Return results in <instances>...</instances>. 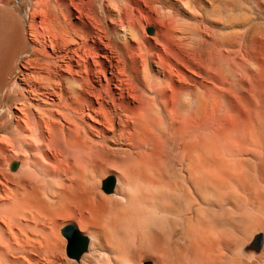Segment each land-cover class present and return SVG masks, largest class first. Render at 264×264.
Wrapping results in <instances>:
<instances>
[{"label": "bare ground", "instance_id": "obj_1", "mask_svg": "<svg viewBox=\"0 0 264 264\" xmlns=\"http://www.w3.org/2000/svg\"><path fill=\"white\" fill-rule=\"evenodd\" d=\"M48 1V0H47ZM71 1H74V0H71ZM171 1V0H170ZM187 1L188 0H180L179 1V4L184 8V10H182L184 13H189L191 12L188 7H186L185 9V6H188L187 4ZM94 2L95 0H80V4H79V7L78 9H76V13L77 15L74 16V19L72 17L73 13H71V11H69L70 15L71 16L70 18L72 19L71 22H69L70 24H79V28L80 31L82 32V36H83V39L84 41L83 42H80L82 45L79 44V46H81L82 48H86L88 49L87 47H89V43H88V36L90 35L91 33V24L94 23L95 24V17L97 16V12H96V8L94 7ZM147 3H151V10H153L156 14H158L159 16V24L158 25H161L162 26V30H161V33L159 34L158 36V44L161 48V51L159 49V52L156 55V58H153L152 56H147L145 57V54L143 55L140 54V61L141 63L143 64L144 67H138V59H135V58H132L130 59V61L128 62V72L130 76H132L131 78H133L134 81H131L130 80V83L128 85V82L126 83V86H127V89H126V94L128 96V100H125L124 98L121 99V101L119 102L120 104V108L123 109V111L125 112V114L127 115V117L129 118V120L132 122L131 124V127L135 130V132L141 134L140 137L137 136V135H132L131 137L130 136H127V137H130L129 138V145L126 147V148H120V150L122 151V154L123 153H132L133 150H136L138 152H140L141 154V161H138L139 159H137L138 162H142V164L140 163H137V165H141V167H139L140 169L142 168V165L144 164L145 166V170L146 168L148 167V165L152 164L153 162L157 165V162L156 161H153V160H150L149 157L153 156L152 158H156L158 159L159 161L158 162H165L166 160H164V157L161 156V152L163 153V147H161L163 150H161L160 148V143L164 144V140L163 142H160L159 144L157 143H152L151 142V138L152 140L154 138H156V135H150L152 133H155L154 131L155 130H160V126L164 123L162 122L160 116L158 114L162 113L166 118H168L170 120V124L171 126L175 129V131L177 130L178 133L181 131H183L185 133V131L189 130L191 125H192V122L193 120H195V118L198 116V115H202L205 114V113H210V114H218L220 112L221 109L224 110L225 114H223V116H220L221 117V132L225 135V139L227 138V140L231 141L233 144L234 142L237 140H240L241 138V134L243 132H245V128L247 127V125H249V127H247L248 129H250V127L252 126H255L254 125H250L253 120H258L260 119L261 123H264V24H256L253 20V16L251 14V11H250V8H248L247 5L244 4V1L242 0H204L203 2L205 6V8L203 9V14L206 15V18L209 17V15L207 16V14H212L214 16V21L217 23V24H212L213 22H211V24H203L201 25L203 27V29H199L200 27H197L196 24H189L186 23V24H170L168 21H171L173 20V15L171 13V11L169 9H164L162 8L161 6L155 4V0H146ZM169 2V1H168ZM200 2V1H199ZM203 2H200V3H203ZM206 2L208 3L206 5ZM71 3V2H70ZM145 3V2H144ZM171 3V2H170ZM48 4V3H47ZM173 1H172V5H173ZM110 5V4H109ZM124 5V4H123ZM126 5V4H125ZM146 5V4H145ZM148 5V4H147ZM175 5V4H174ZM202 5V4H201ZM75 7V5H72V7ZM180 6V7H181ZM45 7V6H44ZM59 7V6H58ZM66 7V5H65ZM202 7V6H201ZM43 8V7H42ZM66 9V8H65ZM69 9V8H68ZM45 10V8H44ZM111 9H109L110 11ZM149 10V9H148ZM181 11V12H182ZM224 12H227V14L229 15L228 19H226V21L228 22V24L224 21L223 19V16L222 13ZM47 12V11H46ZM107 12V11H106ZM115 12H113L114 14ZM127 13V11H126ZM195 14V12H193ZM11 13L7 12L6 10L5 11H2L1 14H0V81H1V78L2 76L4 75V73L6 71H8V66H9V63H12L10 62L11 60V57L12 55H14L13 53H15V51H17L18 49L20 48H24L23 45L24 43V40H22V37H20L19 35V32H21V29L20 27L17 26V24H7L9 23L10 19H11ZM61 14V13H60ZM75 14V13H74ZM100 14V13H99ZM197 14V13H196ZM46 15H48L46 13ZM149 15V14H148ZM151 15V14H150ZM177 15V14H176ZM175 15V16H176ZM115 16V15H114ZM113 16V17H114ZM123 16V15H122ZM157 16V17H158ZM204 16V15H203ZM51 17V15H50ZM49 17V19H51ZM56 17V16H55ZM54 17V18H55ZM68 17V16H66ZM98 17V16H97ZM108 17V16H107ZM116 17H117V21L120 19L121 16H119V14H116ZM150 17V16H148ZM154 17V16H153ZM47 18V16H45V19ZM53 18V20L51 21H55V19ZM57 18V17H56ZM111 18V16H110ZM124 19L125 18H128V17H123ZM140 18V17H139ZM151 18V17H150ZM156 18V17H154ZM49 19L45 22L44 20V24L45 23H48V27L49 28V31L52 30L51 32L49 31H45L49 32V36H54L55 32H59L61 33L60 31L63 32V30H65L63 33L64 35L66 34V36H70V34L72 35V33L76 32V29H73L72 26L71 27H67V25L65 26V28L62 30L60 29V31L56 30L53 34V28H56V25L55 22L54 24H52L53 26L56 25L55 27H53L51 24L49 25ZM66 19V18H64ZM114 19H116L114 17ZM114 19H111L114 20ZM128 19H132L131 17H129ZM146 19V18H145ZM58 20H59V17H58ZM97 20H99L97 18ZM96 20V21H97ZM148 20V19H147ZM212 20V19H211ZM212 20V21H213ZM61 21V20H60ZM60 21H58L57 23H59ZM65 21V20H63ZM67 21V19H66ZM65 21V22H66ZM94 21V22H93ZM128 21V20H126ZM130 21V20H129ZM136 21V20H135ZM140 22V20H138ZM137 21V22H138ZM152 21V20H150ZM185 21V20H184ZM11 22V21H10ZM64 22V23H65ZM121 22H124L121 20ZM121 22H117L118 23H121ZM138 22V23H139ZM155 22L152 21V23ZM207 22V21H206ZM209 22V23H210ZM257 22V21H256ZM52 23V22H50ZM61 24H63L62 22H60ZM68 23V24H69ZM135 23V22H134ZM138 23H135V24H138ZM142 23V22H140ZM139 23V24H140ZM156 23V22H155ZM182 23H185V22H182ZM43 24V25H44ZM98 24V23H97ZM96 24V25H97ZM113 24V23H112ZM122 25L120 26V29L119 31L116 33V37L113 39V38H109V43L107 42V45L104 46V49H107V51L109 50V54H113V55H116V54H124L123 52L126 51V50H131V46L128 44V40L131 39L132 37H136V32L134 30V28H130L129 27V24L128 23H121ZM123 24H128V25H123ZM143 24V23H142ZM157 24V23H156ZM132 25H134L132 23ZM45 26V25H44ZM47 26V24H46ZM59 26V25H58ZM57 26V27H58ZM94 26V25H93ZM118 26V25H116ZM214 27L216 28V30H214V37L210 38V32L213 31V29L211 28ZM95 27V26H94ZM97 27V26H96ZM113 27V26H112ZM136 27V26H135ZM139 29L140 26H137ZM143 25L140 27V29H142ZM159 27V26H158ZM20 31H19V29ZM46 28V27H45ZM45 28L42 30H45ZM46 28V29H47ZM52 28V29H51ZM63 28V27H62ZM93 28V27H92ZM99 28V27H98ZM133 29V30H132ZM139 29V30H140ZM144 29V28H143ZM142 29V30H143ZM159 29V28H158ZM97 30V29H96ZM96 30L94 32H96ZM101 30V29H100ZM141 30V31H142ZM78 31V30H77ZM92 31V32H93ZM98 31V30H97ZM140 31V33H141ZM58 33V35H60ZM63 33L62 34V37L60 39H63L64 36H63ZM78 33V32H77ZM105 33V32H104ZM107 33V32H106ZM109 33V32H108ZM137 37L139 36V32H137ZM75 34V33H74ZM80 34V33H79ZM97 34V32H96ZM99 34V33H98ZM97 34V35H98ZM103 33H101L102 35ZM55 34V36H58ZM78 35V34H77ZM79 35V36H81ZM93 35V34H92ZM90 35V36H92ZM106 35V34H105ZM65 36V40L63 41L65 43V41H67L68 43L73 39L72 36H71V40ZM76 36V35H75ZM79 36L78 39H79ZM81 36V38H82ZM94 36H96L94 34ZM99 36V35H98ZM142 36V34H141ZM140 36V37H141ZM24 37V36H23ZM50 37V38H51ZM144 37V35H143ZM155 37V36H154ZM54 38V37H53ZM59 38V36H58ZM58 38L56 37V39L58 40ZM68 38V39H67ZM76 38V37H75ZM75 38H74V42H75ZM87 38V39H86ZM95 38V37H94ZM98 38V37H97ZM107 38V36H106ZM139 38V37H138ZM136 39L138 41H135V42H138V45H139V48L142 46L139 42V39ZM142 38V37H141ZM140 38V39H141ZM99 39V38H98ZM97 39V40H98ZM105 39V37H104ZM50 40H53L52 38ZM55 40V38H54ZM53 40V43H55ZM77 40V39H76ZM90 40V38H89ZM101 40V38H100ZM99 40V41H100ZM103 40V38H102ZM132 40V39H131ZM143 40V39H141ZM22 41L24 43H22ZM73 41V40H72ZM81 41V40H80ZM91 41V40H90ZM98 41V42H99ZM104 41V40H103ZM102 41V42H103ZM117 41L120 42V46L117 45ZM51 42V41H50ZM93 42V41H92ZM94 42L95 39H94ZM101 42V43H102ZM105 42V41H104ZM103 42V43H104ZM143 42V41H142ZM144 42H147V41H144ZM73 43V42H72ZM100 43V44H101ZM26 44V43H25ZM58 44V43H57ZM95 44V43H94ZM93 44V45H94ZM99 44V43H98ZM69 45V44H68ZM91 45V44H90ZM145 45V44H144ZM151 45V44H150ZM66 46V45H65ZM78 46V47H79ZM154 46V44H153ZM214 47V46H217V47H225L226 48V53H219L216 57L213 55V51L211 49V47ZM52 47V46H51ZM56 47V46H55ZM68 47V46H67ZM96 47H97V44L94 45V48H93V51L96 50ZM41 48V47H40ZM54 48V47H53ZM76 48V47H75ZM74 48V49H75ZM99 48V47H98ZM101 48V47H100ZM138 48V46H137ZM138 48V49H139ZM148 48H150L148 46ZM155 48V47H154ZM56 49V48H55ZM77 49V48H76ZM79 49V48H78ZM77 49V51H78ZM134 49H132L134 52H137ZM146 49V48H145ZM214 49V48H213ZM215 49H217L215 47ZM45 50V49H44ZM80 50V49H79ZM89 50V49H88ZM92 50V49H91ZM149 50V49H148ZM152 50V49H150ZM157 50V49H156ZM24 51V50H23ZM27 51V50H26ZM56 52V50H54ZM76 51V52H77ZM85 51V50H84ZM99 51V50H98ZM106 51V52H107ZM138 51H141L138 50ZM216 51V50H215ZM25 52V51H24ZM89 52V51H88ZM87 50L85 53H88ZM105 52V51H104ZM147 52V50L145 51ZM150 52V51H149ZM20 53V52H19ZM54 53V52H53ZM80 53L82 54V52L80 51ZM84 53V52H83ZM85 53H84V56H85ZM95 53V52H94ZM99 53V52H97ZM103 53V52H102ZM131 53V52H130ZM33 54V53H32ZM81 54H80V58L83 59L81 57ZM93 54V53H92ZM89 53V55L92 57L93 55ZM100 54V53H99ZM98 54V55H99ZM108 54V53H107ZM108 54V55H109ZM134 54V53H133ZM16 55V54H15ZM39 55V59H35L34 62H33V65H34V70L26 77L25 80V88L23 90V92H21L18 96V106L15 107L17 108V111H18V116H17V120L16 122L14 123V128L17 130V131H20L22 133H24L23 135H18V133L16 135H18L17 137L20 136L19 139L16 140L15 142V145L14 147L12 148H7L10 146V142L9 140H6L8 138H3V136H0L2 137L4 140H6V142L9 144L8 146L5 147V142L4 144L2 145V141L0 143V157L1 156H5V155H8L9 156V159L11 158H14L16 160H18V168L15 172H13L10 177L8 175V177L6 176V178H9L10 180H14L16 182L15 184V187H8L6 186V191H5L3 194H5V201H3L1 204H0V207H1V210H0V264H16L18 262V257H15L14 255L12 254H17L19 253L20 250H25V248H23V243L22 245H18V244H14V240H9V238L6 236V229L9 231L11 226L12 225H18L22 228H27L29 227V222L28 221H33V223H35V221H42L43 219L47 218V217H57L56 215H59L60 213H62L63 211V208L65 206V204L68 202V205L69 203L71 202V204H74L78 209H90V210H87L88 212L89 211H92V217L91 219H93V221L97 224V226H99V228L102 230L104 236H107L108 235V231L112 230V228H116L115 230L118 231V228L119 230L121 229V231H119L120 233L122 232V230H124L121 226H118V224L124 226L126 225L125 222L134 218V214H136L135 216L137 217L138 213L139 215L142 214L143 211L146 210V207L147 205L146 204H149L151 203V205L153 204L156 208L162 210V211H166V209H168L166 206H165V201L163 202V199L160 198V196L163 194L165 195V193L163 194H160V192H163L165 191L164 189L161 190L162 188H164L165 186V189H166V185L169 183H171V187H172V182H173V177L172 176V179H169V182L165 185V183L163 182L164 178H161V176H157L155 173L156 171H158V169L156 168V166H154L156 169H155V172H154V168L152 170V172L148 171V172H144L139 170V168H137L136 165H133L134 163H132L131 165L133 166H136V168L139 170H134L136 171L135 172V175L136 177L134 178H137L139 181V184L141 183V187H145L144 185H146V187L151 191L153 188L154 189H157L158 191V188H159V193H155V194H151L150 191L149 193H144V192H140V191H136V189L133 187L131 190L135 189V192L138 193L139 195L137 196V200L135 202L134 205H132V210L130 208L131 211H127V210H123L125 209V206L128 204H130V198L131 195H129V197L126 199L129 200L128 204L126 203V205H123V209L121 208L122 206L121 203L120 205L117 207V208H121V210L117 211V214L114 215L113 217L109 216V215H106V211H107V207L105 206H108V205H105L104 207L107 208L105 210V208H103L102 205H100V202H99V199H98V204L99 205H94V195L91 194V191L93 190L92 187H94L92 184L95 183V179L94 181L92 180L91 182H93L91 185V191L88 190L85 185H84V182L86 183L89 179V182H90V179L93 177L92 175L89 176V178H86V175L84 174L85 172L89 173L88 171H93L94 173H96L94 170H85L83 172V165H81L83 168L80 169V167L78 166V164H81L82 162H84V159L82 157H78L79 155L77 154V164L76 163H72V164H69L68 165V162H67V165L65 164V154L64 157L62 156L61 151L63 150V148H68L67 146H65V139H71L70 140V143L71 145L74 147V148H77L79 151H77L78 153L79 152H87L89 154V157L92 159V161H94V165L95 166H98V160L99 158L101 157H111L112 160L115 162L114 163V166L116 164V157L115 155L113 154V149L112 147H109V146H105L104 144H100V143H97V141H93V140H90V141H86L85 139H82L81 137H75V135H73V132L70 130H67L65 131V125L63 124V122L61 120L58 119V117H56V115H60L62 116V119L64 120L65 119V114L64 113V109H65V105L70 107L72 110H75L76 112H79L81 113V111L83 112V109H92L94 110V112H97L95 110H97V108L95 107V104L97 103H100L101 105V102H104V101H109L111 99L112 96H110L109 94H107L106 96H103V92H104V88L105 86L101 87L100 85L97 86V84L93 83L92 81V78H91V75L87 73L85 74H78V78L75 77V75H65V73H61V72H55V69H54V63L52 61V56L46 52H40L38 53ZM79 55V53H78ZM97 55V56H98ZM103 55V54H102ZM130 55L132 56V54H129V58H130ZM136 57H137V54L135 53ZM139 55V54H138ZM143 55V56H142ZM83 56V54H82ZM104 56V55H103ZM117 56V55H116ZM115 56V57H116ZM63 57V56H62ZM61 56L59 58H62ZM96 57V56H95ZM101 57V56H100ZM105 57V56H104ZM118 57V56H117ZM135 57V56H134ZM13 58V57H12ZM15 58V57H14ZM13 58V60H15ZM57 57H55L56 59ZM94 58V57H93ZM109 58V57H108ZM125 58V57H124ZM221 58H224L225 59H229L231 60L235 65H236V68L239 69V75H235V74H231L230 73V70L227 68L228 66L224 65L222 62H221ZM88 59V58H86ZM95 59V58H94ZM97 59V58H96ZM95 59V60H96ZM100 59V58H99ZM99 59H98V62H99ZM110 59V58H109ZM112 59V58H111ZM110 59V61H112ZM117 59V58H115ZM123 59V58H122ZM32 60V59H31ZM95 64L97 65V61H95ZM119 60V58H118ZM174 60V62L172 61ZM86 61V60H85ZM89 61V60H87ZM103 61V60H102ZM125 61V60H124ZM59 62V61H58ZM64 62V61H63ZM84 62V61H83ZM91 62V61H90ZM101 62V61H100ZM108 62V60H107ZM229 62V61H228ZM88 63V62H87ZM111 63V62H109ZM140 63V62H139ZM140 63V64H141ZM181 64L184 68H186V70H188L189 72H192L196 70L197 67L201 68V70H199V72L201 71V75L205 78L206 81H208L210 83V85H214V87H209L208 88V91H207V94H205L203 92V90L199 87H196L192 84H190L189 86H184V83L182 84L181 80L179 78H174L176 77V67H175V64ZM27 64V63H26ZM93 64V63H92ZM106 64V63H105ZM113 64V63H112ZM123 64V62H122ZM229 64V63H228ZM85 65V64H84ZM87 65V64H86ZM85 65V66H86ZM91 65V64H90ZM100 64L98 63L97 66H99ZM117 65V64H115ZM114 65V66H115ZM81 66V65H80ZM88 68H89V65H87ZM95 65H93L94 67ZM109 66V65H107ZM113 66V65H112ZM121 66V65H120ZM125 66V65H124ZM123 66V67H124ZM181 66V67H182ZM111 67V66H110ZM230 67V66H229ZM30 68V67H29ZM82 68V67H81ZM86 68V67H84ZM113 68V67H112ZM122 68V67H120ZM125 68V67H124ZM231 68V67H230ZM12 69V68H11ZM93 69V68H91ZM91 69L89 68L90 72H91ZM99 69V68H97ZM178 69H180L178 67ZM198 69V68H197ZM81 71H83V69H80ZM88 70V71H89ZM123 70V68H122ZM235 71V69H233ZM65 71V70H64ZM124 71V70H123ZM183 71V70H182ZM237 71V70H236ZM11 72V71H10ZM10 72H7L8 74H10ZM80 72V71H79ZM89 72V73H90ZM93 72V70H92ZM118 72V71H117ZM122 72V71H121ZM125 74L122 76L124 77L126 75V71H124ZM180 72V71H179ZM197 72V71H196ZM196 72H193L194 74ZM6 73V74H7ZM82 73V72H81ZM100 73V72H99ZM121 73V74H122ZM93 74H98V73H93ZM101 74V73H100ZM99 74V75H100ZM198 74V73H197ZM178 75V74H177ZM187 75V74H186ZM200 75V76H201ZM95 77V75H93ZM181 76V75H180ZM185 76V74H184ZM196 76V75H194ZM5 77V76H4ZM7 77V76H6ZM105 77V76H104ZM183 77V76H182ZM192 77V78H191ZM199 77V76H197ZM115 78V77H114ZM130 78V79H131ZM187 78V77H186ZM191 78V79H190ZM190 80H192L194 77L193 76H190ZM201 78V77H200ZM97 79V78H96ZM125 80L127 79L129 81V78H124ZM185 79V78H183ZM202 79V78H201ZM108 80V79H107ZM120 80V79H119ZM195 80V79H194ZM99 81V80H98ZM97 81V82H98ZM124 81V80H123ZM204 81V80H203ZM102 82V81H100ZM122 81H120L121 83ZM123 83V82H122ZM205 83V82H203ZM99 84V83H98ZM107 84V83H106ZM111 84V83H110ZM186 84H189V83H186ZM206 84V83H205ZM122 85V84H121ZM125 85V84H124ZM123 85V86H124ZM208 84V86H210ZM122 87V86H121ZM21 88V87H19ZM103 88V90H102ZM119 88V87H118ZM203 88V87H202ZM206 88V87H205ZM17 89V88H16ZM112 88H110L111 90ZM22 90V89H21ZM106 90V89H105ZM109 90V89H108ZM108 90H107V93H108ZM124 90V89H123ZM122 90V92H123ZM20 91V90H19ZM111 92H113V90H111ZM121 92V91H120ZM114 94V93H113ZM126 96V97H127ZM17 97V96H16ZM114 97V96H113ZM122 97H123V94H122ZM115 99H117L115 97ZM114 100V99H113ZM112 100V102H113ZM117 101V100H116ZM118 103V102H117ZM109 104V103H108ZM99 105V106H100ZM103 105V104H102ZM114 105V104H113ZM220 105H224L225 107L222 106V108H220ZM119 106V105H118ZM99 108V107H98ZM107 109V108H106ZM66 110V109H65ZM70 110V109H68ZM99 111V110H98ZM106 111V110H105ZM109 111V110H108ZM85 112V111H84ZM83 112V113H84ZM87 112V111H86ZM89 112V111H88ZM100 112V111H99ZM98 112V113H99ZM114 113V112H113ZM75 114V113H74ZM77 114V113H76ZM86 114V113H85ZM100 114H103V113H100ZM108 114V113H107ZM221 114V112H220ZM73 115V114H72ZM80 115V114H79ZM79 115H77V118L79 117ZM90 115V114H89ZM99 115V114H97ZM96 115V116H97ZM103 115L106 116V114L104 113ZM112 115V114H111ZM162 115V116H163ZM71 116V115H70ZM84 116V115H83ZM163 116V117H164ZM68 117V116H67ZM85 117V116H84ZM103 117V116H101ZM110 117V115H109ZM126 117V118H127ZM199 117V116H198ZM197 117V118H198ZM203 117V116H202ZM70 118V117H68ZM75 118V117H73ZM97 118V117H96ZM103 118H106V117H103ZM120 118V117H119ZM126 118L124 120H126ZM209 118V117H208ZM210 118H213V117H210ZM11 119V118H10ZM79 119V118H78ZM92 119V117H91ZM111 119V118H110ZM109 118L106 119L108 122V120H110ZM202 119V118H199V120ZM205 120L207 119L206 118V115H205ZM67 120V119H66ZM102 120H105V119H102ZM166 120V119H165ZM210 120V119H209ZM213 120V119H212ZM219 120V119H218ZM257 120V122H259ZM112 121V119L110 120ZM202 121V120H201ZM7 122V121H6ZM66 122V121H65ZM97 122V121H95ZM100 122V121H99ZM113 122V121H112ZM129 123V121H127ZM205 122V121H204ZM255 122V121H254ZM81 123V122H80ZM78 123V124H80ZM103 123V122H102ZM206 123V122H205ZM210 123V122H208ZM215 123V122H214ZM260 123V122H259ZM207 124V123H206ZM253 124V123H252ZM5 125V124H4ZM7 125V123H6ZM5 125V126H6ZM114 125V124H113ZM164 125V124H163ZM211 125V123H210ZM218 125V124H217ZM257 125V124H256ZM75 126V125H73ZM89 126V125H88ZM110 126V125H109ZM123 126V125H122ZM165 126V125H164ZM258 126V125H257ZM262 125H260L261 127ZM78 127V125H77ZM92 127V126H91ZM112 127V126H111ZM128 127V126H127ZM203 127V126H202ZM211 127V126H210ZM259 127V126H258ZM257 127V128H258ZM259 127V128H260ZM7 128V127H6ZM80 128V127H79ZM82 128H85V127H82ZM80 128V129H82ZM90 128V127H89ZM126 128V127H125ZM166 128V127H165ZM197 128V127H196ZM217 128V126H216ZM254 128V127H253ZM3 129V128H2ZM5 129V128H4ZM86 129V128H85ZM112 131H113V127L111 128ZM130 129V128H129ZM154 129V131H153ZM248 129L246 130L247 132H249V134H247L246 136L248 135H253V133L251 132L252 130L248 131ZM94 130V129H93ZM148 130H152L153 132H151L149 134ZM11 131V130H10ZM121 131H123L121 129ZM129 131V130H128ZM160 131H163V129H161ZM165 131H167L165 129ZM169 131V130H168ZM176 131V132H177ZM191 131V130H190ZM204 130H202L203 132ZM14 132V131H13ZM16 132V131H15ZM14 132V133H15ZM81 132V131H80ZM86 132V131H85ZM131 132V131H130ZM134 132V133H135ZM180 132V133H181ZM192 132V131H191ZM196 133L198 131H195ZM200 132V131H199ZM207 132V131H206ZM205 132V134H206ZM251 132V133H250ZM12 133V134H14ZM78 133V131H77ZM84 133V132H83ZM122 135H123V132H121ZM120 133V135H121ZM171 133V132H170ZM193 133V132H192ZM209 133V132H208ZM144 136H143V135ZM175 133L172 134V138H173V135ZM246 134V133H245ZM85 135V134H84ZM119 135V134H118ZM121 135V136H122ZM131 135V134H129ZM165 135V133H164ZM178 135V134H177ZM183 136V134H181ZM190 135V134H189ZM201 135V133H200ZM203 135V134H202ZM235 135H238L240 136L239 138L240 139H236V136ZM244 135V134H243ZM12 136V135H11ZM143 136V137H141ZM155 136V137H154ZM166 136V135H165ZM176 136V134L174 135V137ZM180 136V137H182ZM185 136V135H184ZM183 136V137H184ZM198 137V135H196ZM205 136V135H204ZM245 136V135H244ZM14 137V136H13ZM15 137V138H17ZM158 139L159 136L157 135ZM161 137V135H160ZM179 137V138H180ZM188 137V136H187ZM191 137V136H190ZM210 137V136H209ZM221 137V135L219 136ZM223 137V138H224ZM243 137V136H242ZM86 138V137H84ZM118 138V137H117ZM121 138V137H120ZM123 138V137H122ZM168 138V136H167ZM185 138V137H184ZM184 138H181V139H184ZM189 138V137H188ZM199 138V137H198ZM197 138V139H198ZM202 138V137H201ZM222 138V139H223ZM236 140H235V139ZM13 139V138H12ZM104 139V138H103ZM157 140V142H159L160 140ZM178 140V138H176ZM190 139V138H189ZM187 140V141H184L183 143L181 142L180 146L177 147L178 149H180V151L182 152V162H181V178L184 180V183L182 185V181L180 182V184L182 186H184L183 190H182V197L185 201V206H186V209L184 211L185 215H184V220L181 219V222L182 223L184 221V225H181V226H184L185 227V238H187L188 240V245L185 247V250H183V252L185 253H189L192 255V263L191 264H211L212 262L214 263V259L216 258V254H215V250H214V247L212 246V244L210 243V239H212V237L210 236V234L208 235V228L206 227L207 225L209 226L210 228V225L208 223H206L204 220L203 222L206 223V225H203L200 221V219L194 214V211H192V206L195 204L196 201H198L196 199V196L199 197L201 200H203L206 196V189H208L209 187L211 188V174L213 173L212 172V168H211V165L210 163L208 164L207 163V159L208 157H204V161L203 162H200L199 164L197 163V156L200 154V149L197 145V142L196 139L195 141L193 140ZM204 139V138H203ZM202 139V140H203ZM217 137L214 139L216 141ZM220 139V138H219ZM99 140V139H97ZM110 140H113V139H110ZM117 140V139H116ZM124 140V139H123ZM125 140H126V137H125ZM168 140V139H167ZM180 140V139H179ZM200 139H198L199 141ZM11 141V140H10ZM155 142V140H153ZM201 141V140H200ZM252 141V140H251ZM12 142V141H11ZM14 142V141H13ZM110 142V141H109ZM117 142V141H116ZM115 142V144H116ZM121 142V140H120ZM171 141H169L170 143ZM174 142H176L175 140H173V144H175ZM202 142V141H201ZM200 142V143H201ZM239 142V141H238ZM241 142V141H240ZM247 142V141H246ZM113 143V142H112ZM167 143V142H166ZM208 143V142H207ZM222 143V142H221ZM228 141H226V144L224 142V145L228 146L229 144H227ZM237 142H235V146L231 145L232 149H235L236 148H239L240 144L241 143H237L239 144V146H236ZM243 143H244V140H243ZM242 143V144H243ZM109 144V143H107ZM128 144V143H126ZM162 144V145H163ZM179 144V143H178ZM199 144V143H198ZM12 145V144H11ZM214 145V143L212 144ZM223 145V143H222ZM248 145V144H247ZM121 146V145H119ZM124 146V145H123ZM166 146V144H164V147ZM174 146V145H172ZM216 146V145H215ZM220 146V144H219ZM218 146V147H219ZM242 146V145H241ZM122 147V146H121ZM167 147V146H166ZM171 147V146H170ZM223 147V146H222ZM235 147V148H233ZM243 147V146H242ZM119 148V147H118ZM115 147V151L116 149H118ZM161 152H160V150ZM229 149V150H232V149ZM166 149V148H165ZM173 149V148H171ZM211 149V148H210ZM215 149V147H214ZM213 149V150H214ZM221 149V147H220ZM240 149V148H239ZM237 149V150H239ZM169 150V148H168ZM206 150L208 152V148L206 147ZM219 150V149H217ZM223 150V149H222ZM227 150V148H226ZM229 150H227V156H228V152ZM233 150L232 152L234 153ZM236 150V151H237ZM242 150V148H241ZM65 151V150H64ZM68 151V149H67ZM67 151H65L64 153H66ZM120 151V152H121ZM164 151H167V150H164ZM176 151V150H175ZM212 152V150H210ZM209 151V153H210ZM240 151V150H239ZM9 152V153H8ZM169 152V151H167ZM215 152V151H214ZM231 152V153H232ZM238 152V151H237ZM236 152V153H237ZM242 152V154H241ZM239 154L240 155H243V152L244 151H241ZM135 154V152H133ZM179 151L177 152V155ZM208 153V154H209ZM216 153V152H215ZM219 153V152H217ZM226 153V152H225ZM225 153L223 152V155L225 156ZM39 154H42L43 157ZM166 154V153H165ZM238 154V153H237ZM36 155H39L43 160L42 162H40L39 160H37L36 158ZM69 155V154H68ZM76 154L72 155V156H75ZM118 155H119V152H118ZM121 155V154H120ZM169 155V154H168ZM211 157L213 154V152L210 154ZM216 155V154H215ZM221 155V154H220ZM223 155L222 156H219L218 158L220 159V157L223 158ZM232 156V154H230ZM227 157L226 156V159L228 158V162L226 163H229V161L232 163H234V161L231 159L233 157H236V156H233V157ZM235 155V154H234ZM67 156V154H66ZM170 156V155H169ZM167 156V157H169ZM70 157V156H69ZM138 157V156H137ZM216 157V156H215ZM239 159L241 160V158H243L242 156H239ZM238 157L236 160H238ZM241 157V158H240ZM3 158V157H1ZM68 158V157H67ZM74 158V157H73ZM97 159L98 160H94V159ZM125 158V157H124ZM210 158V157H209ZM221 160L223 161L224 159ZM229 158L231 160H229ZM6 159V158H4ZM8 159V158H7ZM148 159L150 160V163L148 161ZM155 159V160H156ZM167 159V158H165ZM175 159V158H174ZM234 159V158H233ZM70 159L68 158V161ZM73 160V159H72ZM71 160V161H72ZM106 160V159H105ZM108 160V158H107ZM169 160V159H168ZM171 160V159H170ZM212 160H213V163L214 164V159L212 157ZM212 160L210 162H212ZM235 160V159H234ZM244 160V158L242 159V161ZM91 161V160H90ZM91 161V163H92ZM134 161V160H133ZM136 161V160H135ZM136 161V162H137ZM151 161H153L151 163ZM220 161V162H222ZM241 161V163H242ZM3 162V161H2ZM8 162V160H7ZM10 162V160H9ZM70 162V161H69ZM89 162V160H88ZM86 161V163H88ZM167 162V161H166ZM165 162V163H166ZM218 162V161H217ZM216 162V163H217ZM238 162V161H237ZM90 163V164H91ZM102 163V162H101ZM105 163V161L103 162ZM111 163V162H110ZM153 163V164H154ZM215 163V164H216ZM230 163V164H231ZM239 163V162H238ZM246 163V162H245ZM83 164V163H82ZM106 164V163H105ZM103 164V166L105 165ZM108 164V163H107ZM124 164V163H123ZM167 164V163H166ZM165 164V165H166ZM214 164V165H215ZM218 164V163H217ZM223 164V163H222ZM221 164V165H222ZM225 164V163H224ZM230 164H228V167L226 166V170L225 169V172L229 171V173H233L234 174H230L229 178L233 175L236 174V171H239L240 169V172H246L244 171L245 169L241 170L242 166H245L244 168H246L247 170V167L246 165H242L241 164L239 165L241 168H238L239 166L236 165L235 166V170H233V166L236 164L234 163L233 166H230ZM244 164V163H243ZM40 165L44 166L46 170H44V172L46 171V174L48 176H50L49 178L51 179L52 177V180H55L52 181V183H57V184H60L58 187L59 189L57 188V190L52 191L48 189L47 191V197H43L35 188L34 185H32L31 183L28 184L25 182V179L28 177V175H33V173L35 174V172H32L33 170H35L36 168L40 167ZM87 165V164H86ZM89 165V164H88ZM87 165V166H88ZM147 165V167H146ZM162 165V164H161ZM160 165V166H161ZM199 167H198V166ZM220 165V167H221ZM232 165V164H231ZM1 166L3 167L4 164L2 165L1 164V161H0V170L2 169ZM41 166V167H42ZM92 166V164H91ZM91 166H90V169H91ZM94 166V167H95ZM111 166V165H110ZM159 167V164L157 165ZM176 166V165H175ZM213 166V165H212ZM225 166H223L225 168ZM102 168V166H100ZM117 167V166H116ZM152 167V166H151ZM214 167H217L216 165ZM219 167V168H220ZM237 167V169H236ZM10 168V167H9ZM93 168V167H92ZM100 168V169H101ZM120 168V167H119ZM122 168V167H121ZM167 168V166H166ZM173 168V167H172ZM197 168H200L203 172V175H205L206 177V180L209 181V183H206L204 182V186H205V190L204 188L203 189H196V183H197V178H199V174L197 172ZM222 168V167H221ZM220 168V169H221ZM224 168H222L224 170ZM230 168V169H229ZM41 169V168H39ZM43 169V168H42ZM41 169V170H42ZM94 169V168H93ZM98 169V167H97ZM126 169V168H125ZM144 169V167L142 168ZM150 169V168H149ZM162 168H160L159 170H161ZM165 169V168H164ZM217 168H215L214 170H216ZM218 169V171L220 170ZM7 170V169H6ZM38 170V169H37ZM102 170V169H101ZM119 170V169H117ZM128 170V169H127ZM40 171V170H39ZM99 171V170H98ZM97 171V172H98ZM105 171V170H104ZM123 171V170H122ZM134 171H130V173L126 174V175H130L131 172H132V175L131 177L133 176V172ZM167 171V169H166ZM171 171H173V169H171ZM175 171H176V167H175ZM179 171V170H178ZM214 171V174L215 173ZM4 172V170H3ZM2 172V173H3ZM106 172V171H105ZM126 172V170L124 171ZM154 172V173H153ZM161 172V171H160ZM159 172V173H160ZM168 172H170L168 170ZM178 172V174L180 173ZM196 172L197 175L196 176ZM200 172V171H199ZM1 173V174H2ZM8 173V172H7ZM31 173V174H30ZM100 173V172H99ZM104 172H102L101 174H103ZM165 173V172H164ZM175 173V172H173ZM218 173V179H219V176L223 173L222 171L220 172H217ZM221 173V174H220ZM228 173V174H229ZM91 174V173H90ZM224 174V176H222ZM221 176L222 177H225V173H223ZM239 174V173H237ZM236 174V175H237ZM246 174V173H245ZM245 174L240 173V176L238 175L237 177L235 178H238L241 176L244 177L245 179ZM106 175V174H105ZM120 175V174H119ZM125 175V173H124ZM123 175V176H124ZM134 175V176H135ZM160 175V174H159ZM162 175L164 176V174L162 173ZM169 175V173H168ZM166 175V176H168ZM170 175H173L172 173ZM170 175L168 176L170 178ZM217 175V174H216ZM227 175V174H226ZM2 176V175H1ZM65 176L66 178L69 180V184H66L67 182H65ZM88 176V174H87ZM96 176V175H94ZM162 176V177H163ZM180 176V175H179ZM254 176V175H253ZM127 177V176H126ZM130 176H128L127 178H131ZM167 177V178H168ZM197 177V178H196ZM202 177V175H201ZM200 177V178H201ZM214 177V176H213ZM227 177L226 176V181H227ZM247 177V176H246ZM3 178V176H2ZM5 178V177H4ZM5 178V179H6ZM55 178V179H53ZM99 178V177H98ZM97 178V179H98ZM126 180H129L127 179ZM204 178V176H203ZM202 178V179H203ZM215 178V177H214ZM235 178H234V181H235ZM29 179V178H28ZM50 179H48L47 181H50ZM87 179V180H86ZM124 179H125V176H124ZM137 179L135 181H137ZM162 179V180H161ZM181 179V180H182ZM202 179L200 180L199 179V182L201 183ZM205 179V178H204ZM224 179V178H223ZM222 178L219 179V184H220V180L222 181L223 180ZM233 179V178H232ZM243 179V180H244ZM4 180V179H2ZM0 180V181H2ZM7 180V179H6ZM10 180H8L10 182ZM30 180V179H29ZM28 180V181H29ZM86 180V181H85ZM133 180V179H131ZM165 180H167L165 178ZM170 180L172 182H170ZM178 180V179H177ZM180 180V178H179ZM5 181V180H4ZM2 181L4 184L5 182ZM33 181V180H31ZM100 181V180H99ZM98 181V182H99ZM130 181V180H129ZM127 181V182H129ZM215 181V180H213ZM218 182V180H216ZM237 181H240V180H237ZM247 181V179H246ZM7 182V181H6ZM42 182V181H41ZM40 182V183H41ZM46 182V181H45ZM90 182V183H91ZM126 182V183H127ZM134 182V181H133ZM137 182V183H138ZM167 182V181H166ZM198 182V183H199ZM203 182V181H202ZM216 182V183H217ZM243 182V181H242ZM245 182V180H244ZM243 182V183H244ZM249 182V181H248ZM2 183V187H3V184ZM8 183V182H7ZM6 183V184H7ZM50 184V182H48ZM89 183V184H90ZM136 183V184H137ZM144 185H143V184ZM206 183V184H205ZM231 183V186H232V181H230L229 179V182L226 184V187L227 185H230ZM247 184V182H245ZM243 184V186H245L246 184ZM5 184V185H6ZM42 184H44L42 182ZM57 184H54L55 186ZM88 184V185H89ZM97 184V183H96ZM95 184V185H96ZM99 184V183H98ZM97 184V185H98ZM132 184H135V183H132L130 182V186H132ZM135 184V185H136ZM174 184V183H173ZM178 184V183H177ZM177 184H175L176 186H178ZM203 184H202V187H203ZM214 184V183H213ZM225 184V182H224ZM4 185V187H5ZM90 185V186H91ZM127 185V186H126ZM125 186L126 187H129L128 184H126ZM170 185H167L170 187ZM199 185V184H198ZM216 185V184H215ZM238 185V184H237ZM240 185H241V182H240ZM249 185V183L247 184ZM246 185V186H247ZM251 185V184H250ZM51 186V185H50ZM53 186V185H52ZM89 186V187H90ZM124 186V187H125ZM134 186V185H133ZM213 186V185H212ZM224 186V185H223ZM3 187V188H4ZM48 188V186H46ZM88 187V188H89ZM136 187V186H135ZM137 187H138V184H137ZM145 187V188H146ZM150 187V188H149ZM201 187V188H202ZM222 187V186H221ZM236 187V186H235ZM242 187V186H241ZM251 187H253L251 185ZM56 188V187H55ZM139 190L143 189L140 187H138ZM178 188V187H177ZM176 188V189H177ZM182 188V187H181ZM214 190V188H217V187H212ZM220 188V187H219ZM223 188V194H221V190H220V193L218 195H220L219 197L221 198H224L223 195L226 194L227 195V192L229 191V188H228V191L224 192V189L225 187H222ZM234 188V186L231 187V189ZM237 189L236 190H241L242 188H239V187H236ZM239 188V189H238ZM250 188V186H249ZM255 189L257 187H254ZM5 189V188H4ZM51 189V188H50ZM128 191L130 190L129 188H127ZM147 189V190H148ZM168 189V188H167ZM166 189V190H167ZM171 189V188H169ZM221 189V188H220ZM252 189V188H251ZM95 190V189H94ZM130 190V191H131ZM178 190V189H177ZM176 190V191H177ZM180 190V191H181ZM209 190V189H208ZM216 190V189H215ZM218 190V188H217ZM216 190V192L218 193V191ZM235 189H233L234 191ZM240 190H239V193H240ZM250 190V189H249ZM98 191V190H97ZM155 191V192H157ZM168 191V190H167ZM175 191V190H174ZM244 192V195L245 196V191L244 189L242 190ZM46 192V191H45ZM44 192V193H45ZM93 192V191H92ZM100 192V190H99ZM134 192V191H132ZM132 192H127V193H132ZM173 192V191H172ZM208 192V191H207ZM211 192V191H210ZM231 192V191H230ZM237 192V191H236ZM258 192V191H257ZM256 192V193H257ZM261 192V191H260ZM43 193V192H42ZM98 193V192H97ZM96 193V194H97ZM125 194V195H128V194ZM209 193V192H208ZM229 193V192H228ZM235 193V192H234ZM231 192V194H234ZM254 193H255V190H254ZM262 193V192H261ZM102 194V193H101ZM100 194V195H101ZM157 194V195H156ZM258 194V193H257ZM137 195V194H136ZM160 195V196H158ZM166 195L168 196L169 194H167L166 192ZM181 195V194H180ZM210 195V194H209ZM212 195H216L214 194V192H212ZM210 195V196H212ZM229 195V194H228ZM255 195V194H254ZM1 196H2V192H1ZM97 196V195H95ZM103 196V195H102ZM135 196V195H134ZM133 196V197H134ZM161 196V197H162ZM177 196V195H176ZM212 196V197H213ZM232 196V195H231ZM240 196V195H239ZM251 195H249L250 197ZM260 196V194H259ZM110 197V196H109ZM131 197V198H133ZM165 197V196H164ZM175 197V196H174ZM208 197V196H207ZM215 199H216V196H214ZM217 198L219 200H221L220 198ZM237 197V196H236ZM235 197V198H236ZM247 197V194L246 196ZM248 197V198H249ZM257 197V195H256ZM256 197L254 196L253 200L256 199ZM170 198V197H169ZM229 198V197H228ZM238 198V197H237ZM236 198V199H237ZM260 198V197H259ZM3 198L1 197V200ZM52 199H55L53 202L51 201ZM96 199V197H95ZM101 199V198H100ZM110 199V198H109ZM171 199V198H170ZM176 199V198H175ZM209 198H207L208 200ZM213 200H215L214 198H211ZM226 198H224L223 200L225 201L223 204L226 205V201L225 200ZM231 199V198H230ZM245 198H243L244 200ZM247 199V198H246ZM0 200V201H1ZM165 200H167L165 198ZM206 200V199H205ZM250 200V199H249ZM248 200V201H249ZM258 200V198L256 199ZM255 200V201H256ZM97 201V200H96ZM105 201V199L103 200ZM102 201V202H103ZM114 201V200H113ZM117 201V200H116ZM125 201V202H126ZM216 201V200H215ZM222 201V200H221ZM220 201V202H221ZM230 201V200H229ZM236 202V200H234ZM238 201V200H237ZM124 202V203H125ZM132 201V204L134 203ZM233 202V203H235ZM244 202V201H243ZM264 202V201H263ZM176 203V202H175ZM209 203L211 204L212 202L209 201ZM219 203V202H218ZM246 203V202H245ZM249 203V202H248ZM246 203V204H248ZM252 203H255L254 201ZM251 203V205H252ZM119 204V203H116V205ZM172 204V203H171ZM201 204H202V201H201ZM213 204V203H212ZM220 204V203H219ZM217 204V205H219ZM222 204V202H221ZM220 204V205H221ZM229 204V203H228ZM231 204V203H230ZM236 204V203H235ZM240 204V203H238ZM250 204V203H249ZM248 204V206H250ZM67 205V206H68ZM145 206L144 209H142L141 206ZM151 205H149V209H151L150 207H152ZM196 205V204H195ZM214 205V204H213ZM211 205V206H213ZM219 205V206H220ZM241 205L243 206V203L241 202ZM245 205V204H244ZM254 205V204H253ZM126 206V207H127ZM173 206V205H172ZM178 206V205H177ZM203 206V204L201 205ZM205 206V205H204ZM203 206V207H204ZM207 206V205H206ZM233 206V204L231 205ZM256 206V205H255ZM255 206H253L254 210L252 211H255L256 208ZM129 207V206H128ZM127 207V208H128ZM141 207V209H140ZM170 207V206H169ZM183 207V206H182ZM199 207V210L200 209H204L206 210L205 208H200ZM210 207V206H208ZM223 208V206H221ZM225 207V206H224ZM238 207V206H237ZM69 208V206H68ZM114 208V206H113ZM154 209V207H152ZM196 208V207H195ZM207 208V207H206ZM214 208V207H213ZM216 208V206H215ZM220 208V207H219ZM232 208V207H231ZM236 208V207H235ZM241 208H244L243 207H240ZM250 208V207H249ZM252 208V207H251ZM70 209V208H69ZM173 211L171 212H174V208H172ZM182 209V208H181ZM198 209V208H197ZM217 209V208H216ZM224 209V208H223ZM245 209V208H244ZM113 210V209H112ZM111 210V211H112ZM152 210V209H151ZM155 210V209H154ZM159 210V212H160ZM209 212H212L211 208H209ZM215 210V209H214ZM226 210V209H225ZM237 210V208H236ZM239 210V209H238ZM237 210V211H238ZM250 210V209H249ZM259 210V209H258ZM158 211V210H157ZM161 211V212H162ZM177 211V210H176ZM179 211L182 212L180 210V205H179ZM217 211V210H216ZM227 211H228V208H227ZM234 211V210H232ZM85 210H83L82 213H84ZM132 212L133 213V216H131L130 213ZM150 212V211H149ZM154 212V211H153ZM160 212V213H161ZM178 214V216L180 217L182 213ZM208 212V211H207ZM208 212V213H209ZM215 212V211H214ZM214 212H212V214H214ZM224 212V211H223ZM256 212V211H255ZM263 212L262 210L260 211V213ZM86 213V212H85ZM110 213V211H109ZM145 212H143L144 214ZM148 212H146L145 214H147ZM183 213V214H184ZM198 213V212H197ZM200 213V212H199ZM203 213V212H202ZM200 213V214H202ZM205 213V211H204ZM248 213V211H247ZM252 213V212H250ZM250 213H248V215H250ZM259 213V212H258ZM115 214V213H114ZM142 214V219H140L141 221L144 220L143 217L145 215ZM162 214V213H161ZM168 214V213H167ZM176 214V215H177ZM206 214V213H205ZM216 214V213H215ZM222 214V213H221ZM225 214V213H224ZM64 215V214H63ZM85 215V214H84ZM88 215V214H87ZM163 215H164V212H163ZM162 215V217H163ZM204 215V214H203ZM254 215V214H253ZM89 216V215H88ZM156 216V215H155ZM167 216V215H165ZM205 216V215H204ZM213 216V215H212ZM223 216V215H221ZM255 216V215H254ZM24 219H22V218ZM87 217V216H86ZM86 217H83L84 219ZM139 217V216H138ZM137 217V219H138ZM153 217V216H152ZM150 218L148 217V219L146 220L147 222L149 221V223H152L150 221H152L151 219L154 220V217L153 218ZM161 217V216H159ZM158 217V218H159ZM177 217V216H176ZM177 221L179 220V217L176 218ZM182 217V216H181ZM202 217V215L200 216ZM249 217V216H248ZM253 216L250 215V218L252 219ZM257 217V215H256ZM140 218V217H139ZM146 218V217H145ZM150 218V219H149ZM168 218V217H167ZM183 218V217H182ZM203 218H206V217H203ZM217 218V217H216ZM216 218L214 216V220H210L211 222L213 221H216ZM249 218V219H250ZM260 218V216H259ZM262 218V217H261ZM54 219V218H53ZM136 221H140V220H137ZM174 219V218H173ZM210 219V217H209ZM213 219V218H211ZM122 220V224L119 223V221L121 222ZM125 220V221H123ZM129 220V221H130ZM135 220V218H134ZM183 220V221H182ZM207 220V219H205ZM222 220V219H221ZM48 221V220H47ZM83 221V220H82ZM128 221V222H129ZM133 221V219H132ZM135 221V222H136ZM140 221V223H142ZM156 221V219H155ZM154 221V222H155ZM161 220H157V222ZM176 221V222H177ZM209 221V220H208ZM224 221V219H223ZM227 221V220H226ZM92 222V221H91ZM93 222L92 225H95ZM118 222V224L116 223ZM157 222H155L156 224H158ZM162 222V221H161ZM175 222V220H174ZM209 222V223H211ZM219 221H217V224H218ZM252 222V221H250ZM259 222V221H258ZM263 222V221H261ZM45 223V221H44ZM87 223V222H86ZM90 223V222H89ZM116 223V225H115ZM127 223V222H126ZM138 223V222H137ZM204 223V224H205ZM223 223V222H222ZM230 223V221H229ZM36 224V223H35ZM82 224V223H81ZM80 224V225H81ZM131 224V223H130ZM139 224V223H138ZM144 224V223H143ZM175 225V223H173ZM221 224V223H220ZM218 224V225H220ZM32 225V224H30ZM34 225V224H33ZM84 225V224H83ZM86 225V224H85ZM91 225V226H92ZM116 227H115V226ZM127 225H129L127 223ZM134 225V224H133ZM151 225V224H150ZM154 226V224H152ZM160 224H158L159 226ZM224 224H222V227H223ZM233 225V224H231ZM249 225V224H248ZM251 225V224H250ZM35 226V225H34ZM37 226V225H36ZM82 226V225H81ZM80 226V227H81ZM135 226V225H134ZM138 226V225H137ZM139 226H143V225H140ZM170 226V224H169ZM177 226V224H176ZM211 226H212V223H211ZM217 226V225H216ZM255 226V225H254ZM40 227V228H39ZM118 227V228H117ZM129 227V226H127ZM127 227L126 230H127ZM155 227V226H154ZM153 227V228H154ZM161 227V226H160ZM175 227V226H174ZM183 227V228H184ZM214 227V226H213ZM221 227V226H220ZM219 227V228H220ZM235 227V226H233ZM242 227V226H241ZM240 227V228H241ZM260 227V226H259ZM39 230L42 231V234H44V236L48 237L50 235V232L51 234L54 232H52L53 229H51V231H47L45 227H41V226H38ZM91 228V227H89ZM98 228V227H97ZM137 228V227H136ZM140 227H138L139 229ZM179 228V227H177ZM182 228V229H183ZM212 228V227H211ZM216 228L218 227H215V230ZM246 228V227H245ZM30 229V228H29ZM84 229V227H83ZM85 229H88V226L87 228ZM84 229V230H85ZM95 229V228H94ZM132 229V228H131ZM138 229H133L132 231H135V234H139L140 232H138ZM141 229V228H140ZM156 229V228H155ZM154 229V230H155ZM171 229V227H170ZM175 228H173L174 230ZM180 229V228H179ZM234 229V228H233ZM238 229V228H237ZM259 228H257L258 230ZM27 230V229H26ZM33 230V229H32ZM36 230V229H35ZM158 230V229H156ZM161 230V229H160ZM172 230V231H173ZM178 230V229H177ZM220 230V229H219ZM223 230V229H221ZM220 230V231H221ZM264 230V229H262ZM94 231V230H92ZM96 231V230H95ZM139 231H143V229L139 230ZM176 231V230H175ZM182 231V230H181ZM180 231V232H181ZM212 231V230H211ZM237 231V230H236ZM240 231V230H239ZM246 231V230H245ZM248 231V230H247ZM13 232V231H12ZM9 232L10 233V237L12 235V239L13 237L15 236V232ZM111 232V231H110ZM119 232L117 233L119 235ZM127 232V231H126ZM178 232V233H180ZM214 232V231H213ZM211 232V233H213ZM216 232V231H215ZM56 233H59L56 231ZM56 233L54 236H56ZM114 233L113 231L111 232V234ZM132 233V232H131ZM149 234H151L150 232H148ZM155 233V232H152V234ZM170 233V231H169ZM168 233V235H169ZM173 233H176L173 231ZM184 233V231H183ZM218 233V232H217ZM246 233V232H245ZM259 233V232H258ZM14 234V235H13ZM94 234V232H93ZM99 234V233H98ZM115 234H116V231H115ZM134 234V233H133ZM141 234V233H140ZM157 234V233H156ZM159 234V233H158ZM17 235V234H16ZM125 236V234H123ZM166 235V234H165ZM173 235V234H171ZM219 235V234H218ZM224 235V234H223ZM246 235V234H245ZM19 236V235H18ZM43 236V235H42ZM43 236V237H44ZM52 236V235H51ZM60 236V235H59ZM115 236V235H114ZM121 236V235H120ZM127 236V235H126ZM136 236V235H135ZM141 236V235H140ZM138 236V238L140 237ZM181 236H182V232H181ZM184 236V235H183ZM210 236V239L209 237ZM216 236V235H214ZM222 237V235H220ZM247 236V235H246ZM53 237V236H52ZM98 237V236H96ZM137 237V236H136ZM174 237V236H173ZM220 237V238H221ZM228 237V236H227ZM14 238H18V237H14ZM57 238V237H55ZM100 238V237H99ZM169 238V237H168ZM216 238V237H215ZM34 239V238H33ZM50 239V238H49ZM110 239V238H109ZM111 239H114L111 237ZM177 238H175L176 240ZM183 239V237H182ZM219 239V238H218ZM225 239V238H224ZM230 239V238H229ZM241 239V238H240ZM20 240V239H19ZM60 240V239H59ZM118 240V238L116 239ZM136 240V239H135ZM174 240V239H173ZM180 240V239H179ZM223 240V238H222ZM14 241V242H13ZM30 241H36V240H29L27 239V242H26V245L27 247L30 246V249L31 250H35V249H38L36 248V246L34 245H30ZM44 241V240H43ZM52 241H53V238H52ZM109 241V240H108ZM121 241V240H120ZM126 241V240H125ZM134 241V240H133ZM214 241V240H213ZM216 241V240H215ZM226 241V240H225ZM223 241V242H225ZM234 241V240H233ZM19 241H16L15 243H17ZM21 242V241H20ZM24 242V241H23ZM41 242V239L40 241ZM60 242V241H59ZM175 242V241H174ZM219 242V241H218ZM217 241L216 243L219 244ZM221 242V241H220ZM32 243V242H31ZM42 243V242H41ZM108 243V242H106ZM111 243H114L113 241ZM170 243V242H169ZM173 243V242H172ZM230 243V242H229ZM35 244V243H34ZM52 244V243H51ZM118 244V242H117ZM116 244V245H117ZM126 244V243H125ZM177 244V243H175ZM180 244V242H179ZM185 243L183 242V245ZM233 244V243H232ZM38 245V244H37ZM115 245V247H116ZM214 245V244H213ZM220 245V244H219ZM217 245V247L219 246ZM223 245V244H222ZM228 245V244H227ZM39 246V245H38ZM46 246H48L46 244ZM107 246V245H106ZM111 246V245H110ZM169 246V245H168ZM25 247V246H24ZM26 247V248H27ZM43 246H40V249L42 248ZM159 247V246H158ZM172 247V246H171ZM224 247V246H222ZM220 247V248H222ZM228 247V246H227ZM166 248V247H165ZM219 248V249H220ZM237 248V247H236ZM239 248V247H238ZM62 249V247H61ZM163 249V248H162ZM218 250V248H216ZM223 249V248H222ZM47 250V249H46ZM53 250V249H52ZM165 250V249H164ZM167 250H169V248L167 247ZM174 250V249H173ZM216 250V251H217ZM221 250V249H220ZM233 250V249H232ZM22 251V253H23ZM26 251V250H25ZM24 251V253H26ZM38 251V250H36ZM42 251V250H41ZM176 251V250H175ZM179 251V249H178ZM177 251V252H178ZM219 251V250H218ZM8 252H11V254H9ZM29 252V251H28ZM31 252V251H30ZM39 252V251H38ZM171 252V251H169ZM225 252H222V256L225 255ZM34 253H36L34 251ZM41 253V252H40ZM43 253V252H42ZM54 253V252H53ZM173 254V252H171ZM178 256L179 258L176 256L174 258V260L170 261V262H166V260H168V258H166L169 254L168 252H164V251H160L159 252V259L157 260L160 261L158 264H183V261H181L180 259V252H178ZM224 253V254H223ZM228 253V252H227ZM221 255V253H220ZM219 255V256H220ZM107 256V255H105ZM171 256V255H170ZM220 256V257H222ZM25 257V255H24ZM21 256V258H24ZM27 257H30L27 256ZM27 257L26 260H27ZM20 258V256H19ZM171 258V257H170ZM33 259V258H32ZM23 260V259H21ZM25 260V259H24ZM25 260V261H26ZM25 261L24 264H25ZM28 261H29V258H28ZM40 261V260H39ZM51 261V260H49ZM240 261V260H239ZM20 262V261H19ZM227 262V261H226ZM33 262H31L30 264H32ZM18 264V263H17ZM23 264V263H22ZM28 264V263H26ZM53 264V263H52Z\"/></svg>", "mask_w": 264, "mask_h": 264}, {"label": "rangeland", "instance_id": "obj_2", "mask_svg": "<svg viewBox=\"0 0 264 264\" xmlns=\"http://www.w3.org/2000/svg\"><path fill=\"white\" fill-rule=\"evenodd\" d=\"M169 1V2H168ZM172 1H173V3L175 4H173L172 5ZM179 1L180 0H155V4H157V5H159V6H161L162 8H164V9H169L170 11H171V13H172V15H173V20H171V21H168L169 23L171 22L172 23V21H173V23L172 24H186V23H188V25L189 24H196L197 25V27H200L199 29H203V27L201 26V25H203V24H211V22H213L212 24H217L213 19H214V16L212 15V14H207V16L209 15V17H210V19L207 17L206 18V15L205 14H203V9L205 8V6H203L204 5V3L205 2H203L204 0H188L187 1V4H188V6H185V9H186V7H188V9L191 11V12H189V13H184L182 10H184V8L179 4ZM203 2V3H200V2ZM242 1H244V4L245 5H247L248 6V8H250V11H251V14H252V16H253V20H254V22L256 23V24H264V0H242ZM71 2V3H70ZM145 2V3H144ZM171 2V3H170ZM48 3V4H47ZM79 4H80V0H74V1H71V0H0V14H1V12L2 11H7V12H9V13H11L10 15H11V19H10V21H9V23H7V24H17V26L18 27H20V29H21V32H19V35H20V37H22V40H24V42L26 43H24L23 41H22V43H24V45H23V47L24 48H20V49H18L17 51H15V53H13L14 55H12V57L15 59V60H13V58L11 57V60H10V62H12V63H9V66H8V71H6L5 73H4V75L2 76V78H1V81H0V136H3V138H5L6 136V138H8V139H6V140H9V144H10V146L9 147H7L8 149L9 148H12V147H14V145H15V142H16V140L17 139H19L20 138V136L21 135H23L24 133H22V132H20V131H17L15 128H14V123L16 122V120H17V116H18V111H17V108H15V107H17L18 106V96H19V94L21 93V92H23V90H24V88H25V80L24 79H26V77L34 70V65H33V62H34V60L35 59H39L40 57H39V55H38V53H40V52H46L47 51V53H49L51 56H52V61H53V63H54V69H55V72H61V73H65V75L67 74V75H75V77H77L78 78V74L80 73V74H85V73H87L88 72V74H90L91 75V78H92V81H93V83H95V84H97V86H101V87H103V86H105V87H103L104 88V92H103V96H106L107 94H109L110 96H112L111 97V99L109 100V101H104V102H101V105H100V103H97V104H95V107L97 108V110H95V111H97V112H94V110H92V109H83V112L81 111V113H79V112H76L75 110H72L70 107H68V106H66L65 105V109H64V113H66L65 114V119L63 120L62 119V116H60V115H56V117H58V119L59 120H61L62 122H63V124L65 125V131H66V129L67 130H70L71 129V131L73 132V135H75V137H81L82 139H85L86 141H90V140H93V141H97V143H100V144H104L105 142V146H109V147H112V148H114L113 149V154L115 155V157H116V159H117V161H116V164H115V166H114V161L112 160V158L111 157H101V158H99V160H98V158L97 159H94V160H98L97 162H98V166H95L94 165V161H92V159L89 157V154L87 153V152H77V151H79L77 148H74L72 145H71V143H70V140L71 139H65V146H67L68 148H63V150L61 151V153L60 154H62V156L64 157V155L63 154H65V164L67 165V162H68V165L69 164H74V163H76L77 164V154L79 155L78 157H82L83 159H84V162H82L81 164H78V166L80 167L81 165H83V167H85V168H83L82 166L80 167V169H82L83 170V172L86 170H94L96 173H94L93 171H88L89 173H87V172H85L84 174L86 175V178H89V176L90 175H92L93 177L90 179V182L93 180L94 181V179H95V183H93V182H89V179H88V181L85 183L84 182V185H85V187L88 189V190H90L91 191V187H92V185L94 186V187H92L93 188V192L91 191V194L92 195H94L93 197H94V205H99L98 203L100 202V205H102L103 206V208H105V207H107V208H105V210L107 209V211H106V215H109V216H111V217H113L114 215H116L117 214V211H119V210H121V208L123 209L124 207H123V205H126V203L128 204V202H129V200H127L126 201V199L129 197V195H131V197H133L134 195V197L133 198H131V197H129L131 200H130V204H128V208L125 206V209H123V210H127V211H131L132 210V205H134L135 204V202H136V200H137V196L139 195L138 193V191H140V192H144V193H149V189L146 187V185H144L143 183V185L146 187H141L140 185H141V183L139 184V180L137 179V178H134V177H136V175H135V172L136 171H134V170H137V171H139V170H141V171H143L144 170V172H148V171H150V172H152V170H153V168H154V172H155V169L157 168H162L161 170H159L158 169V171H156L155 173H157L156 175L157 176H161V178H164L163 180V182L165 183V185L169 182V179H172V176H174L173 177V182L170 180V182H172V187H171V183L169 184H167V185H170V187L169 186H167L166 185V189L168 190H166L165 189V186H164V188H162L161 190H165V191H163V192H160L159 191V188H158V191H157V189H152L151 191H150V193L151 194H155V193H159L160 192V194H163V193H165V195L163 194V196L161 197L160 195H158V196H160V198L161 199H163V202L165 203V206L168 208V209H166V211H162V210H160V209H158V208H156L153 204V206L151 205V203H149V204H146L147 205V207H146V210L145 211H143V212H148L147 214H143V212H142V214L143 215H145L144 217H143V219L144 220H140V219H142V214H140L139 215V213L142 211H140L139 213H138V215H137V217H138V219H137V217L135 216L136 214H134V218H135V220H134V218H132L133 219V221H132V219L130 220V218H129V222L128 221H126L129 225H127V223L125 222V224L126 225H124V226H122V225H120V224H118V222H116L117 224H118V226H121V228L122 227H124L123 229L124 230H122V232L120 233L119 231H121V229L119 230V228H118V231L117 230H115L116 228H112V230H110L111 232L113 231L114 233H112L111 234V232L110 231H108V235L107 236H104V234H103V232H102V230L99 228V226H97V224L93 221V219H91V217H92V211H87V210H90V209H83V210H85V212L84 213H82L83 212V210H81V209H78L74 204H71V202L69 203V205H68V202L65 204V206H64V208H63V211H62V213H60L59 215H56L57 217H53V218H51V217H47V218H45V219H43L42 221L40 220V221H35V223H33V221L31 222V221H28L29 222V227H27V228H22V227H20V226H18V225H12L11 226V228H10V230L8 231L7 229H6V236L9 238V240H16V241H19V242H17V243H15L14 241V244H18V245H22V243H23V248H25V250L27 251H25L26 253H24V251L23 250H20L19 251V253H15V254H12V255H14L15 257H18V264H24V262L23 261H25L26 260V258L25 257H27V256H29L30 255V257H27V260L25 261V264L26 263H28V264H30L31 262H33L32 264H158L160 261H158L157 262V260L159 259V252L160 251H164V252H168V256L166 257V258H168V260H166V262H170V261H172V260H174V258L177 256L178 258H179V256H178V252H180V259H181V261H183V264H191L192 263V255L191 254H189V253H185V252H183V250H185V247L188 245V240H187V238H185V227L184 226H181V225H184L183 223H184V215H185V213H184V211H185V209H186V206H185V201H184V199H183V197H182V190H183V188H184V186H182L183 184H185L184 183V180L181 178L182 176H181V162H182V152L180 151V149H178L177 147H179L180 146V144H181V142L183 143L184 141H187L189 138V140H193V141H195V139H196V141L195 142H197V145H198V147H199V149H200V154L197 156V163L199 164L200 162H203L204 161V157L206 156V157H208V159L206 160L207 161V163L209 164L210 163V165H211V168H212V176H211V181H210V183H211V188L209 187L208 189H206V196H205V198L203 199V200H201L199 197H197L196 196V199L198 200V201H196L195 202V204L192 206V211H194V214L200 219V221H201V223L203 224V225H206V223H208L209 225H210V228H209V226L207 225L206 227L208 228V235L210 234V236L212 237V239H210V236H208L209 237V239H210V243L212 244V246L214 247V252H215V254H216V258L213 260L214 261V263L212 262L211 264H264V230H262V229H264V123H261V121H262V119H261V121H260V119L258 120V118H257V120L260 122H257V120L255 119V120H253V124L251 123L250 125L252 126V125H254L255 124V126H252V127H250V129H248L247 127H249V125H247V127L245 128V132H243L242 134H241V137L240 136H238V135H235L236 136V139L238 138V139H240V140H236L235 138V142H237V143H241L240 144V146H239V144H237L236 146H239V148H236V150L237 149H239V150H235V149H232L231 147L234 145L235 146V142H234V144L231 142V141H229V140H227V138L225 139V135L221 132V117L220 116H223V114H225V112H224V108L223 109H221L220 110V112H221V114H220V112L218 113V114H210V113H205V114H203L202 113V115L200 114V115H198L196 118H195V120H193V122H192V125H191V127H190V129L189 130H187V131H185V133L182 131H180L179 133H178V131L176 132L175 131V129L171 126V124H170V120L168 119V118H166L162 113H160V114H158L159 116H160V118H161V120H162V122H164L163 124L165 125H161L160 126V130L161 129H163V131H160V130H155L154 131V129H153V131L155 132V133H152V134H150L151 132H153L152 130H148V132H149V134L150 135H156V138L158 139V137H157V135L159 136V138L161 139V137H162V139L160 140V139H158V140H160L159 142H157V140H156V138H154L153 140H155V142L152 140V138H151V142L152 143H157V144H159L160 142H163V140L165 139V137H166V139L164 140V144H166V146L164 147V144L162 145L161 143L159 144L160 145V148L161 147H163V149L164 150H167V151H169V152H167V151H164L162 148H161V150H163V153L161 152V150H160V148H159V150H160V152H161V156L162 157H164V160H166L165 162L167 163H165V162H158L159 160L158 159H156L155 157L154 158H152L153 156H151V157H149V159L150 160H153V161H156L157 162V165L159 164V167L153 162V161H151V165L149 164L148 165V167H147V165H146V170H148V171H146L145 170V166H144V164L142 165V168L144 167V169H140L139 167H141V165H137V163H140V164H142V162H138V161H141L140 159H141V154H140V152H138V151H136V150H133V152H135V154L132 152V153H123L122 154V151L120 150V148H126L128 145H129V138L132 136V135H137V136H139L140 137V135L141 134H139V133H141V132H139V133H137V132H135V130L131 127V124H132V122L129 120V118L127 117V115L125 114V112L123 111V109L122 108H120L121 106H120V104H119V102L121 101V99L122 98H124L125 100H128L129 98H128V96H127V94H126V89H127V86H126V83L128 82V85H129V83H130V80L131 81H134L133 80V78H131L132 76H130V75H128L129 74V72H128V62L130 61V59H132V58H135V59H138V67H140V69H141V67H144L143 66V64L141 63V61H140V54H142L143 53V55L145 54V57H147V56H152L153 58H156V55L155 54H157L158 52H159V49H160V51H161V48H160V46H159V44L157 43L158 42V36H159V34L161 33V30H162V24L161 25H158L159 24V16H158V14H156L153 10H151V3H147L146 2V0H95V2H94V7L96 8L95 10H96V12H97V16L95 17V24L94 23H92L91 24V33H90V35H92V36H88L86 39L88 40V43H89V47H87L88 49H84V48H82L81 46H79V44L80 45H82L80 42H83L84 41V39H83V36L81 35L82 34V32L80 31V29H78L80 26H79V24H70L69 22H71V18L73 17V19H74V16H76L77 15V13H76V9H78V7H79ZM110 4V5H109ZM124 4V5H123ZM126 4V5H125ZM146 4V5H145ZM148 4V5H147ZM202 4V5H201ZM208 3L206 2V5H207ZM65 5H66V7H65ZM72 5H75V7L73 6L72 7ZM45 6V7H44ZM59 6V7H58ZM181 6V7H180ZM202 6V7H201ZM43 7V8H42ZM44 8H45V10H44ZM66 8V9H65ZM69 8V9H68ZM76 8V9H75ZM109 9H111L110 11H109ZM149 9V10H148ZM47 11V12H46ZM69 11H71V13H73V15H72V17L71 16H69L70 15V13H69ZM107 11V12H106ZM126 11H127V13H126ZM182 11V12H181ZM113 12H115L114 14H113ZM193 12H195V14L193 13ZM46 13L48 14V15H46ZM61 13V14H60ZM75 13V14H74ZM100 13V14H99ZM197 13V14H196ZM116 14H119V16H121L120 17V19L117 21V17H116ZM149 14V15H148ZM151 14V15H150ZM177 14V15H176ZM50 15H51V17H50ZM115 15V16H114ZM123 15V16H122ZM176 15V16H175ZM204 15V16H203ZM222 15H224L223 16V19H224V21L228 24V22L226 21V19H228L229 17V15L227 14V12H224L223 11V13H222ZM45 16H47V20L49 19V17L51 18V19H49V25L51 24H54V22H55V24L58 26H56V25H52L53 27H55L56 26V28H53L54 30H53V34H54V32L56 31V30H58L59 28L60 29H64L65 28V26L67 25V27L69 28V27H71L72 26V28L73 29H76V32H74V33H72V35L70 34V36L68 37V36H66V34L64 35V31L65 30H63V32L62 31H60V29L58 30V31H60L61 33H63V36H64V38L63 39H60L61 37H62V34L61 33H59V32H55V34L56 35H58V33L60 34V35H58L59 36V38H58V36H55V34H54V36H49L52 32V30H50L49 31V28H47L48 27V23H45L44 24V20H45V22H47L46 21V19H45ZM57 18H56V17ZM66 16H68V17H66ZM108 16V17H107ZM110 16H111V18H110ZM116 18V19H114V17ZM148 16H150V17H148ZM156 17V18H154V17ZM158 16V17H157ZM1 17V16H0ZM55 17V18H54ZM58 17H59V20H58ZM71 17V18H70ZM123 17H131L132 19H128V18H123ZM140 17V18H139ZM226 19H225V18ZM53 18L55 19V21L53 22V21H51V20H53ZM64 18H66L67 19V21H66V19H64ZM97 18L99 19V20H97ZM146 18V19H145ZM1 19V18H0ZM111 19H114V20H112L111 21ZM148 19V20H147ZM213 21H212V20ZM61 20V21H60ZM63 20H65V21H63ZM97 20V21H96ZM121 20L122 21H124V22H121ZM126 20H128V21H126ZM130 20V21H129ZM136 20V21H135ZM138 20H140V22H142V23H140ZM150 20H152V21H154L155 20V22L157 23H155V22H153L152 23V21H150ZM185 20V21H184ZM211 22H210V21ZM58 21H60V22H62L63 24H61L60 22L59 23H57ZM140 23H138V22ZM207 21V22H206ZM257 21V22H256ZM50 22H52V23H50ZM65 22V23H64ZM94 22V21H93ZM117 22H121V23H128L129 24V27L131 28H134V30H135V32L137 31V32H139V38L137 37V32H136V37H132L131 39H129L128 41V44L131 46V48L132 49H134L135 51H136V49H138L139 48V45H138V42H135V41H138V40H136L137 38L139 39V42L140 43H142L141 45V47L138 49V50H140L141 49V51H138L137 50V52H134L132 49L131 50H126V51H124L123 53V55L122 54H116V55H113V54H109V50L107 51V49H104V46H106L107 45V42L109 43V38H115L116 37V33L119 31V29H120V26L122 25L121 23H118L117 24ZM138 23V24H135V23ZM182 22H185V23H182ZM210 22V23H209ZM1 23V22H0ZM69 23V24H68ZM98 23V24H97ZM113 23V24H112ZM132 23L134 24V25H132ZM170 23V24H171ZM45 26H44V25ZM46 24H47V26H46ZM97 24V25H96ZM128 24H123V25H128ZM95 27H94V26ZM116 25H118V26H116ZM143 25V27H142V29H140V27ZM97 26V27H96ZM113 26V27H112ZM136 26V27H135ZM137 26H140L139 27V29H137L138 27ZM147 26H151V27H153V33L152 34H148L147 32H146V27ZM159 26V27H158ZM47 29H46V28ZM63 27V28H62ZM93 27V28H92ZM99 27V28H98ZM42 28L44 29L45 28V30H42ZM159 28V29H158ZM211 28L213 29V31H211L210 33V38H212V37H214V30H216V28H214V27H212L211 26ZM19 29V28H18ZM20 29H19V31H20ZM52 29V28H51ZM98 31H97V30ZM101 29V30H100ZM49 31V32H51L50 34H49V32H48V34H47V32H45V31ZM78 30V31H77ZM96 30V32H97V34L99 35H97L96 34V32H94V31ZM133 30V29H132ZM142 30V31H141ZM93 31V32H92ZM140 31H141V33H140ZM78 32V33H77ZM105 32V33H104ZM107 32V33H106ZM109 32V33H108ZM80 33V34H79ZM101 33H103L102 35H101ZM78 34V35H77ZM94 34L96 35V36H94ZM106 34V35H105ZM141 34H142V36H141ZM76 35V36H75ZM79 35H81L82 36V38H81V36H79ZM143 35H144V37H143ZM24 36V37H23ZM61 36V37H60ZM65 36L66 37H68L69 39L71 38V36H72V40L68 43L67 41H65V43L63 42L64 40H65ZM77 36H79V39H78V37ZM106 36H107V38H106ZM142 38H141V37ZM155 36V37H154ZM54 40V38H55V40H54V42L55 43H53V40H50L51 38ZM54 37V38H53ZM56 37L58 38V40L56 39ZM76 37V38H75ZM95 37V38H94ZM99 39H98V38ZM104 37H105V39H104ZM67 38V39H68ZM74 38H75V42H74ZM89 38H90V40H89ZM100 38H101V40H100ZM102 38H103V40L105 41H103L102 40ZM143 39V40H141V39ZM77 39V40H76ZM94 39H95V41L96 42H94ZM98 39V40H97ZM81 40V41H80ZM100 40V41H99ZM51 41V42H50ZM93 41V42H92ZM99 41V42H98ZM104 43H103V42ZM143 41V42H142ZM144 41H147V42H144ZM73 42V43H72ZM102 42V43H101ZM58 43V44H57ZM97 44V47H96V50H94L93 51V48H94V45L95 44ZM99 43V44H98ZM101 43V44H100ZM69 44V45H68ZM91 44V45H90ZM94 44V45H93ZM145 44V45H144ZM151 44V45H150ZM153 44H154V46H153ZM66 45V46H65ZM117 45L118 46H120V42L119 41H117ZM52 46V47H51ZM56 46V47H55ZM68 46V47H67ZM79 46V47H78ZM137 46H138V48H137ZM148 46L150 47V48H148ZM41 47V48H40ZM54 47V48H53ZM78 49V51H77V49ZM99 47V48H98ZM101 47V48H100ZM155 47V48H154ZM215 47L217 48V49H215ZM56 48V49H55ZM75 48V49H74ZM146 48V49H145ZM214 48V49H213ZM45 49V50H44ZM92 49V50H91ZM149 49V50H148ZM150 49H152V50H150ZM157 49V50H156ZM211 49H212V51H213V55L216 57L219 53H226V48L225 47H217V46H212L211 47ZM25 52H24V51ZM27 50V51H26ZM54 50H56V52L54 51ZM85 50V51H84ZM86 50H87V52L88 53H85L86 52ZM99 50V51H98ZM147 50V52H145ZM216 50V51H215ZM77 51V52H76ZM80 51L82 52V54H83V56H82V54L80 53ZM105 51V52H104ZM107 51V52H106ZM150 51V52H149ZM156 51H158V52H156ZM1 52V51H0ZM20 52V53H19ZM54 52V53H53ZM85 53V56H84V53ZM95 52V53H94ZM97 52H99V53H97ZM103 52V53H102ZM131 52V53H130ZM142 52V53H141ZM219 52V53H218ZM33 53V54H32ZM78 53H79V55H78ZM89 53L90 54H92L93 56L91 57L90 55H89ZM109 55H108V54ZM134 53V54H133ZM135 53L137 54V57H136V55H135ZM16 54V55H15ZM80 54H81V57L83 58V59H81L79 56H80ZM99 54V55H98ZM105 56H103V55ZM129 54H132V56L130 55V58H129ZM139 54V55H138ZM98 55V56H97ZM142 55V56H143ZM62 57V58H59V57ZM96 56V57H95ZM101 56V57H100ZM116 56V57H115ZM135 56V57H134ZM55 57H57L56 59H55ZM96 59H94V58ZM112 60V61H110V59ZM125 57V58H124ZM86 58H88V59H86ZM100 58V59H99ZM115 58H117V59H115ZM118 58H119V60H118ZM123 58V59H122ZM32 59V60H31ZM98 59H99V62H98ZM86 60V61H85ZM87 60H89V61H87ZM94 60L95 61H97V65H98V63L100 64L99 66H97L96 64H95V62H94ZM103 60V61H102ZM107 60H108V62H107ZM125 60V61H124ZM221 60V62L224 64V65H226V66H228L227 68L230 70V73L231 74H235V72H236V74L235 75H239L240 73V71H239V69L238 68H236V65L231 61V60H229V59H225L224 60V58H221L220 59ZM59 61V62H58ZM64 61V62H63ZM84 61V62H83ZM91 61V62H90ZM101 61V62H100ZM173 62H174V60H172ZM229 61V62H228ZM88 62V63H87ZM109 62H111V63H109ZM122 62H123V64H122ZM141 64H140V63ZM27 63V64H26ZM93 63V64H92ZM106 63V64H105ZM113 63V64H112ZM229 63V64H228ZM87 64V65H89V68L91 69V68H93V69H91V72H90V70H89V68H88V66L85 65ZM91 64V65H90ZM115 64H117V65H115ZM81 65V66H80ZM93 65H95L94 67H93ZM107 65H109V66H107ZM113 65V66H112ZM115 65V66H114ZM121 65V66H120ZM125 65V66H124ZM111 66V67H110ZM125 68H124V67ZM182 65L181 64H175V67H176V71H178V72H176V77H174V78H179L180 80H181V82H182V84L184 83V86H189L190 84H192L193 85V87L194 86H196V87H199V88H201L202 90H203V92L205 93V94H207V91H208V88L209 87H214V85H210V83L208 82V81H206L205 80V78L201 75V71L199 72V70H201V68H199V67H197L196 68V70L195 71H193V72H196L195 74L192 72V74H191V72H189L188 70H186V68H184L183 66L181 67ZM231 68H230V67ZM30 67V68H29ZM82 67V68H81ZM84 67H86V68H84ZM113 67V68H112ZM120 67H122L123 68V70L124 71H126V78H129V81L126 79H124L125 78V76L124 77H122L124 74H125V72L122 70V68H120ZM178 67L180 68V69H178ZM12 68V69H11ZM97 68H99V69H97ZM80 69H83V71H81ZM233 69H235V71L233 70ZM65 70V71H64ZM89 70V71H88ZM92 70H93V72H92ZM183 70V71H182ZM237 70V71H236ZM11 71V72H10ZM80 71V72H79ZM118 71V72H117ZM124 73H122V72ZM180 71V72H179ZM239 71V72H238ZM7 72H10V74H8ZM82 72V73H81ZM90 72V73H89ZM101 74H100V73ZM7 73V74H6ZM93 73H98V74H93ZM122 73V74H121ZM198 73V74H197ZM239 73V74H238ZM79 74V75H80ZM100 74V75H99ZM178 74V75H177ZM184 74H185V76H184ZM187 74V75H186ZM27 75V76H26ZM93 75H95V77L93 76ZM181 75V76H180ZM194 75H196V76H194ZM201 75V76H200ZM5 76V77H4ZM7 76V77H6ZM105 76V77H104ZM183 76V77H182ZM190 76H193L194 78L192 79V80H190L191 78H190ZM197 76H199V77H197ZM115 77V78H114ZM187 77V78H186ZM202 79H201V78ZM24 78V79H23ZM97 78V79H96ZM131 78V79H130ZM183 78H185V79H183ZM190 78V79H189ZM108 79V80H107ZM120 79V80H119ZM195 79V80H194ZM99 80V81H98ZM124 80V81H123ZM204 80V81H203ZM98 81V82H97ZM100 81H102V82H100ZM120 81H122L121 83H120ZM203 82H205V83H203ZM99 83V84H98ZM107 83V84H106ZM111 83V84H110ZM186 83H189V84H186ZM122 84V85H121ZM125 84V85H124ZM208 84L210 85V86H208ZM124 85V86H123ZM122 86V87H121ZM19 87H21V88H19ZM119 87V88H118ZM203 87V88H202ZM206 87V88H205ZM17 88V89H16ZM103 88H102V90H103ZM110 88H112L111 90H113V92H111V90H110ZM22 89V90H21ZM106 89V90H105ZM109 89V90H108ZM124 89V90H123ZM20 90V91H19ZM107 90H108V93H107ZM122 90H123V92H122ZM121 91V92H120ZM114 93V94H113ZM122 94H123V97H122ZM17 96V97H16ZM114 96V97H113ZM127 96V97H126ZM115 97L117 98V99H115ZM128 98V99H127ZM114 99V100H113ZM112 100H113V102H112ZM117 100V101H116ZM118 102V103H117ZM109 103V104H108ZM103 104V105H102ZM114 104V105H113ZM100 105V106H99ZM119 105V106H118ZM223 107H225L224 105H222ZM222 106L220 105V108H222ZM99 107V108H98ZM107 108V109H106ZM68 109H70V110H68ZM100 112H99V111ZM106 110V111H105ZM109 110V111H108ZM87 111V112H86ZM89 111V112H88ZM99 112V113H98ZM114 112V113H113ZM75 113V114H74ZM77 113V114H76ZM86 113V114H85ZM100 113H105L106 114V116L105 115H103V114H100ZM108 113V114H107ZM73 114V115H72ZM80 114V115H79ZM90 114V115H89ZM97 114H99V115H97ZM112 114V115H111ZM71 115V116H70ZM77 115H79V119L77 118ZM85 117H84V116ZM97 115V116H96ZM109 115H110V117H109ZM164 117H163V116ZM205 115H206V120L204 119L205 118ZM70 117V118H68V117ZM101 116H103V117H106V118H103V117H101ZM203 116V117H202ZM73 117H75V118H73ZM91 117H92V119H91ZM97 117V118H96ZM120 117V118H119ZM127 117V118H126ZM209 117V118H208ZM210 117H213V118H210ZM11 118V119H10ZM112 119V121H110V120H108V122H106L107 120L106 119ZM126 118V120H124ZM199 118H202V119H200L199 120ZM67 119V120H66ZM102 119H105V120H102ZM166 119V120H165ZM210 119V120H209ZM213 119V120H212ZM219 119V120H218ZM202 120V121H201ZM7 121V122H6ZM66 121V122H65ZM95 121H97V122H95ZM100 121V122H99ZM127 121H129V123L127 122ZM207 123H205V122ZM255 121V122H254ZM81 122V123H80ZM103 122V123H102ZM208 122H210L211 123V125H210V123H208ZM215 122V123H214ZM263 122V121H262ZM6 123H7V125H6ZM78 123H80V124H78ZM6 126H5V125ZM114 124V125H113ZM218 124V125H217ZM260 127V125H262L260 128L257 126V125ZM73 125H75V126H73ZM77 125H78V127H77ZM89 125V126H88ZM110 125V126H109ZM123 125V126H122ZM92 126V127H91ZM113 127V131H112V127ZM128 126V127H127ZM203 126V127H202ZM211 126V127H210ZM216 126H217V128H216ZM7 127V128H6ZM82 128V127H85V128H82V129H80V128ZM90 127V128H89ZM126 127V128H125ZM166 127V128H165ZM197 127V128H196ZM254 127V128H253ZM258 127V128H257ZM3 128V129H2ZM5 128V129H4ZM130 128V129H129ZM94 129V130H93ZM121 129L123 130V131H121ZM165 129L167 130V131H165ZM248 129V131H250V130H252L251 132L253 133V135L251 134V135H248V136H246L247 134H249V132H247L246 130ZM11 130V131H10ZM129 130V131H128ZM169 130V131H168ZM193 132H191V131ZM202 130H204L203 132H202ZM15 133H14V132ZM77 131H78V133H77ZM81 131V132H80ZM86 131V132H85ZM131 131V132H130ZM195 131H198L197 133L195 132ZM200 131V132H199ZM207 131V132H206ZM84 132V133H83ZM121 132H123V135H122V133ZM135 132V133H134ZM171 132V133H170ZM205 132H206V134H205ZM209 132V133H208ZM250 132V133H251ZM12 133H14V134H12ZM18 133V135H20L19 137H17L18 135H16ZM120 133H121V135H120ZM164 133H165V135H164ZM173 133H175L176 134V136L174 137V135H173V138H172V134ZM200 133H201V135H200ZM246 133V134H245ZM85 134V135H84ZM119 134V135H118ZM129 134H131V135H129ZM178 134V135H177ZM181 134H183V136L185 137H183ZM190 134V135H189ZM203 134V135H202ZM245 136H244V135ZM6 135V136H5ZM12 135V136H11ZM143 135V134H142ZM160 135H161V137H160ZM196 135H198V137L196 136ZM205 135V136H204ZM221 135V137H219ZM14 136V137H13ZM127 136H130V137H127ZM144 136V135H143ZM143 136H141V137H143ZM167 136H168V138H167ZM180 136H182V137H180ZM189 138H188V137ZM191 136V137H190ZM210 136V137H209ZM243 136V137H242ZM15 137H17V138H15ZM84 137H86V138H84ZM118 137V138H117ZM121 137V138H120ZM123 137V138H122ZM125 137H126V140H125ZM155 137V136H154ZM180 137V138H179ZM202 137V138H201ZM217 137V139H216V141L214 140L215 138ZM224 137V138H223ZM240 137V138H239ZM2 137H0V143H1V141H2V145L4 144V142H5V144H7V145H5V147L6 146H8L9 144L6 142V140H4ZM13 138V139H12ZM104 138V139H103ZM176 138H178V140L176 139ZM181 138H184V139H181ZM200 139L199 141H198V139ZM204 138V139H203ZM220 138V139H219ZM223 138V139H222ZM97 139H99V140H97ZM110 139H113V140H110ZM117 139V140H116ZM124 139V140H123ZM128 139V140H127ZM168 139V140H167ZM180 139V140H179ZM203 139V140H202ZM12 142H11V141ZM120 140H121V142H120ZM173 140H175L176 142H174L175 144H173ZM184 140V141H183ZM243 140H244V143H243ZM252 140V141H251ZM14 141V142H13ZM18 141V140H17ZM105 141V142H104ZM110 141V142H109ZM117 141V142H116ZM169 141H171L170 143H169ZM226 141H228V143L227 144H229L228 146L226 145H224V142H225V144H226ZM241 141V142H240ZM247 141V142H246ZM113 142V143H112ZM115 142H116V144H115ZM167 142V143H166ZM201 142V143H200ZM208 142V143H207ZM223 143V145H222V143ZM107 143H109V144H107ZM126 143H128V144H126ZM179 143V144H178ZM199 143V144H198ZM214 143V145H212ZM243 143V144H242ZM12 144V145H11ZM219 144H220V146H219ZM233 144V145H232ZM248 144V145H247ZM119 145H121V146H119ZM124 145V146H123ZM172 145H174V146H172ZM178 145V146H177ZM216 145V146H215ZM232 145V146H231ZM243 147H242V146ZM171 146V147H170ZM177 146V147H176ZM219 146V147H218ZM223 146V147H222ZM115 147L116 148H118V149H116V151H115ZM206 147L208 148V152H207V150H206ZM214 147H215V149H214ZM220 147H221V149H220ZM166 148V149H165ZM168 148H169V150H168ZM171 148H173V149H171ZM211 148V149H210ZM226 148H227V150H229L230 148L232 149V150H229L228 152H230V153H228V156H227V150H226ZM233 148H235V147H233ZM241 148H242V150H241ZM67 149H68V151H67ZM214 149V150H213ZM217 149H219V150H217ZM223 149V150H222ZM67 151L66 153H64L65 151ZM176 150V151H175ZM210 150H212V152H213V154L214 155H212V157H213V159H214V164L217 166V167H214L215 165L214 164H212L213 163V160H212V157H211V151ZM233 150H235L234 151V153L232 152ZM121 151V152H120ZM179 151V155H177V152ZM209 151H210V153H209ZM216 153H215V152ZM241 151H244L243 152V155H240L239 153L241 152ZM118 152H119V155H118ZM217 152H219V153H217ZM223 152L225 153V156L223 155ZM232 152V153H231ZM238 154H237V153ZM9 153V152H8ZM166 153V154H165ZM209 153V154H208ZM66 154H67V156H66ZM69 154V155H68ZM74 154H76L75 156H72V155H74ZM121 154V155H120ZM170 156H169V155ZM216 154V155H215ZM221 154V155H220ZM230 154H232V156L230 155ZM235 154V155H234ZM241 154H242V152H241ZM39 155H41L42 157H43V155L42 154H39ZM39 155H36V158H37V160H39L40 162H42V158L39 156ZM223 155V158L222 157H220V159L218 158L219 156H222ZM229 155H230V157H233V156H236V157H233V158H231L233 161H234V163H236L235 165H234V163L232 162H230L229 161V163H226V162H228L227 160H228V158L226 159V156L227 157H229ZM238 155L239 156H242L243 158H244V160L242 161V159L243 158H241V160L239 159V157H238ZM70 156V157H69ZM138 156V157H137ZM167 156H169V157H167ZM216 156V157H215ZM1 157H3V158H1ZM0 157V161H1V164L3 165L4 164V166L2 167L1 166V170H0V180H2V179H4V180H2V181H4L5 182V184L2 182V181H0V200H1V197L3 198L1 201H0V204L3 202V201H5V194H3L5 191H6V186H8V187H15V184H16V182L12 179V180H10L9 178H6V176L8 177V175L10 174H12L13 172H15L16 170H17V168H18V166H17V168H16V170H11V168H9L10 166H11V163L12 162H17L18 163V160H16V159H14V158H11V159H9V156L8 155H5V156H1ZM70 159L69 161H68V158ZM74 157V158H73ZM125 157V158H124ZM134 157H136V158H138L139 160L137 161V159L136 158H134ZM206 157H205V159H206ZM210 157V158H209ZM237 157H238V160H236L237 159ZM4 158H6V159H4ZM8 158V159H7ZM39 158V159H38ZM107 158H108V160H107ZM165 158H167V159H165ZM175 158V159H174ZM221 158L222 159H224L223 161L221 160ZM73 159V160H72ZM106 159V160H105ZM148 159V161H149V163H150V160ZM156 159V160H155ZM169 159V160H168ZM171 159V160H170ZM230 158H229V160H231ZM7 160H8V162H7ZM9 160H10V162H9ZM72 160V161H71ZM88 160H89V162H88ZM92 161V163H91V161ZM134 160V161H133ZM137 162H136V161ZM201 160H203V161H201ZM212 160V162H210ZM3 161V162H2ZM86 161L88 162V163H86ZM105 161V163H103ZM220 161H222V162H220ZM239 163H238V162ZM241 161H242V163H241ZM102 162V163H101ZM111 162V163H110ZM135 162V163H134ZM246 162V163H245ZM92 164V166H91V164ZM108 163V164H107ZM124 163V164H123ZM132 163H134L133 165H136L137 166V168H139V170L136 168V166H133V165H131ZM223 163V164H222ZM225 163V164H224ZM232 165H231V164ZM244 163V164H243ZM19 164V163H18ZM88 166H87V165ZM103 164H105L104 166H103ZM162 164V165H161ZM166 164V165H165ZM222 164V165H221ZM228 164H230V166H233L234 168H233V170L234 171H236L235 170V166L236 165H240L241 164V166L242 165H246V167H247V170H246V168H244L245 166H242V168L239 166L238 168H241V170H243V169H245L244 171H246V172H240V169H239V171H236V174L237 173H239V174H235V175H233L232 176V178L230 177L229 178V176H230V174L231 173H229V171L232 169H230L229 171H228V173H227V171L225 172V169H226V166L228 167ZM111 165V166H110ZM161 165V166H160ZM176 165V166H175ZM213 165V166H212ZM220 165H221V167L222 168H224L223 166H225V168H224V170L220 167ZM42 165H40V167H38V168H36L35 170H33L32 172H35V174L33 173V175L31 174V175H28V177L25 179V182L26 183H28V184H32V185H34L35 186V188H36V190L43 196V197H47L48 195V193L50 192H48L47 193V191H48V189L49 190H51L52 191V193H53V191H55V190H57V188L59 189V185L60 184H57V183H54L55 182V180H57V179H55V178H53V179H55V180H52V177H51V179L49 178L50 176H48L47 174H46V171L44 172V170H46L45 169V167L44 166H42ZM90 166H91V169H90ZM95 166V167H94ZM100 166H102V168L100 167ZM117 166V167H116ZM152 166V167H151ZM154 166H156V168L154 167ZM166 166H167V168H166ZM198 166V165H197ZM94 169H93V168ZM97 167H98V169H97ZM120 167V168H119ZM122 167V168H121ZM173 167V168H172ZM175 167H176V171H175ZM199 167V166H198ZM221 169H220V168ZM39 168H43L42 170L41 169H39ZM102 170H101V169ZM126 168V169H125ZM150 168V169H149ZM151 168H152V170H151ZM165 168V169H164ZM215 168H217L216 170L217 171H215L214 169ZM7 169V170H6ZM38 169V170H37ZM117 169H119V170H117ZM128 169V170H127ZM166 169H167V171H166ZM171 169H173V171H171ZM198 170H197V172H198V174L200 175H198L197 174V172H196V176L198 175L199 176V178H197V185H196V189H203L204 188V190H205V186H204V182H206V183H209V181H207L206 180V177H205V175H203V172H202V170L200 169V168H197ZM218 169H220L219 171H218ZM236 169H237V167H236ZM3 170H4V172H3ZM40 170V171H39ZM99 170V171H98ZM106 172H105V171ZM123 170V171H122ZM126 170V172H124ZM168 170L170 171V172H168ZM179 170V171H178ZM226 170H228V169H226ZM98 171V172H97ZM130 171H134L133 172V176L131 177V175H132V172H131V174L130 175H126V174H128V173H130ZM161 171V172H160ZM200 171V172H199ZM214 171H215V173L217 174H215V175H213L214 174ZM220 171H222L223 173H225V177H222V176H224V174L222 175L221 173V175L219 176V179H223L222 181L220 180V184H221V186L222 187H225V189H224V192H226V191H228V188H229V186H230V188H229V193L227 192V195L226 194H224L223 195V197L224 198H226L225 200H227L226 201V205L225 204H223L225 201L223 200L224 198H220L219 196L220 195H222L223 194V188L219 185L218 186V184H219V179L217 178L218 177V173L217 172H220ZM3 172V173H2ZM8 172V173H7ZM100 172V173H99ZM102 172H104L103 174H101ZM153 172V173H154ZM160 172V173H159ZM165 172V173H164ZM173 172H175V173H173ZM178 172H180L179 174H178ZM231 172V171H230ZM2 173V174H1ZM91 173V174H90ZM124 173H125V175H124ZM162 173L164 174V176L162 175ZM168 173H169V175L172 173L173 175H170V178L168 177L169 175H168ZM240 173H241V175H242V173L243 174H245V179H244V177H242L241 176V178L240 177H238V178H235V177H237L238 175L240 176ZM8 174V175H7ZM87 174H88V176H87ZM106 174V175H105ZM120 174V175H119ZM160 174V175H159ZM227 174V175H226ZM232 174H234V172L232 173ZM231 174V175H232ZM3 176V178H2V176ZM10 175H9V177H10ZM94 175H96V176H94ZM108 175H114L115 177H116V185H115V189H114V191L112 192V193H109V194H106V193H104L102 190H101V181L106 177V176H108ZM125 176V179H124V176ZM135 175V176H134ZM166 175H168V176H166ZM180 175V176H179ZM201 175H202V177H201ZM254 175V176H253ZM128 176H130L131 178H127ZM163 176V177H162ZM203 176H204V178H203ZM215 178H214V177ZM217 176V177H216ZM226 176H228L227 177V181H226ZM247 176V177H246ZM7 179H5V178ZM91 177V176H90ZM99 177V178H98ZM168 177V178H167ZM201 177V178H200ZM30 180H29V179ZM98 178V179H97ZM126 178L127 179H129V180H126ZM165 178L167 179V180H165ZM179 178H180V180H179ZM203 178V179H202ZM234 178H235V181H234ZM48 179H50V181H47ZM131 179H133V180H131ZM137 179V181H135ZM178 179V180H177ZM182 179V180H181ZM199 179L201 180L202 179V181H201V183L199 182ZM229 179H230V181H232V186H234V188H232L231 189V183H230V185H227V187H226V184L229 182ZM245 180V182H247V184L249 183V185H247L245 182H244V180ZM246 179H247V181H246ZM8 180H10V182L8 181ZM29 180V181H28ZM31 180H33V181H31ZM87 180V179H86ZM85 180V181H86ZM100 180V181H99ZM162 180V179H161ZM213 180H215V181H213ZM216 180H218V182L216 181ZM237 180H240V181H237ZM7 181V182H6ZM44 183V184H42V182ZM46 181V182H45ZM52 181H54L53 183H52ZM58 181V180H57ZM99 181V182H98ZM127 181H129V182H127ZM134 181V182H133ZM167 181V182H166ZM182 181V182H181ZM247 185H245V186H243V182ZM249 181V182H248ZM41 182V183H40ZM48 182H50V184L48 183ZM65 182H67L66 184H69V180L66 178V176H65ZM127 182V183H126ZM130 182H132V183H137L138 184V187H140V189L141 188H143V189H141V190H139V188L137 187V184L135 185V184H132V186H130ZM180 182L182 183V185L180 184ZM199 182V183H198ZM217 182V183H216ZM224 182H225V184H224ZM240 182H241V185H240ZM2 183L5 185V187H4V185H3V187L5 188H3L2 187ZM90 183V184H89ZM93 183V184H92ZM98 185H97V184ZM174 183V184H173ZM178 183V184H177ZM205 183V184H206ZM214 183V184H213ZM54 184H57L56 186L54 185ZM89 184V185H88ZM92 184V185H91ZM96 184V185H95ZM126 184H128L129 185V187H126L127 185ZM175 184H177L178 186H176ZM199 184V185H198ZM202 184H203V187H202ZM216 184V185H215ZM238 184V185H237ZM253 186V187H251V185ZM51 185V186H50ZM53 185V186H52ZM91 185V186H90ZM126 185V186H125ZM134 185V186H133ZM214 187H217L218 188V190H217V188H214V190H212L213 188V186ZM224 185V186H223ZM46 186H48V188L46 187ZM90 186V187H89ZM125 186V187H124ZM136 186V187H135ZM239 187V188H242L241 190H240V193L241 194H243L244 195V192L242 191L243 189H244V191H245V196H246V194H247V197H245V196H243L242 197V195L239 193V190H236L237 188L236 187ZM242 186V187H241ZM249 186H250V188H249ZM56 187V188H55ZM89 187V188H88ZM135 188L136 189V191L138 192V193H136L135 192V189H133V190H131L132 188ZM178 187V188H177ZM182 187V188H181ZM202 187V188H201ZM221 189H220V188ZM254 187H257L256 189L254 188ZM51 188V189H50ZM127 188H131L129 191H128V189ZM150 188V187H149ZM169 188H171V189H169ZM178 190H177V189ZM252 188V189H251ZM95 189V190H94ZM148 189V190H147ZM182 189V190H181ZM218 191V193L216 192V190ZM233 189H235L234 191H233ZM250 189V190H249ZM3 190H5V191H3ZM98 190V191H97ZM99 190H100V192H99ZM175 190V191H174ZM177 190V191H176ZM181 190V191H180ZM220 190H221V194L220 195H218L219 193H220ZM226 190V191H225ZM254 190H255V193H254ZM46 191V192H45ZM132 191H134V192H132ZM155 191H157V192H155ZM173 191V192H172ZM209 193H208V192ZM211 191V192H210ZM232 193H234V194H231V192ZM237 191V192H236ZM258 191V192H257ZM262 193H261V192ZM1 192H2V196H1ZM43 192V193H42ZM45 192V193H44ZM98 192V193H97ZM127 192H132V193H127ZM166 192H167V194H169L168 196L166 195ZM212 192H214V194H216V195H214V196H216V199H215V197L212 195ZM258 194H257V193ZM97 193V194H96ZM102 193V194H101ZM128 194V195H125V194ZM101 194V195H100ZM137 194V195H136ZM181 194V195H180ZM212 195V196H210V195ZM229 194V195H228ZM255 194V195H254ZM259 194H260V196H259ZM95 195H97V196H95ZM103 195V196H102ZM157 195V194H156ZM177 195V196H176ZM232 195V196H231ZM240 195V196H239ZM249 195H251L250 197H249ZM256 195H257V197H256ZM110 196V197H109ZM165 196V197H164ZM175 196V197H174ZM208 196V197H207ZM238 198H237V197ZM254 196L256 197V199L258 198V200H256V199H254L253 200V198H254ZM95 197H96V199H95ZM125 197H126V199H125ZM171 199H170V198ZM220 198L221 200H219V199H217V198ZM229 197V198H228ZM237 199H236V198ZM249 197V198H248ZM260 197V198H259ZM101 198V199H100ZM110 198V199H109ZM165 198L167 199V200H165ZM176 198V199H175ZM207 198H209L208 200H207ZM211 198H214L215 200H213V199H211ZM231 198V199H230ZM243 198H245L244 200H243ZM247 198V199H246ZM98 199H99V202H98ZM105 199V201H103ZM206 199V200H205ZM250 199V200H249ZM51 200V199H50ZM55 199H52L51 201L53 202ZM97 200V201H96ZM114 200V201H113ZM117 200V201H116ZM230 200V201H229ZM234 200H236V202L234 201ZM238 200V201H237ZM249 200V201H248ZM256 200V201H255ZM103 201V202H102ZM126 201V202H125ZM132 201L134 202L133 204H132ZM201 201H202V204H203V206H201L202 204H201ZM209 201H211L212 203L210 204L209 203ZM222 202V204H221V202ZM244 201V202H243ZM255 202V203H252V202ZM125 202V203H124ZM176 202V203H175ZM221 204H219V203ZM233 202H235V203H233ZM241 202L243 203V206H244V208H241L240 209V207H243L242 205H241ZM248 203L250 206H248V204H246V203ZM116 203H119V204H117L116 205ZM120 203H121V205H120ZM172 203V204H171ZM229 203V204H228ZM231 203V204H230ZM238 203H240V204H238ZM251 203H252V205H251ZM109 204V205H108ZM217 204H219V205H217ZM233 204V206H231ZM245 204V205H244ZM254 204V205H253ZM69 206V208H68V206ZM105 205H108V206H105ZM122 206L121 208L119 207V208H117L118 206ZM149 205H151L152 207H154V209L152 208V207H150L151 209H149ZM173 205V206H172ZM178 205V206H177ZM179 205H180V210L182 211V212H180L179 211ZM207 205V206H206ZM211 205H213V206H211ZM256 205V206H255ZM105 206V207H104ZM113 206H114V208H113ZM141 206V205H140ZM170 206V207H169ZM183 206V207H182ZM198 206H200V208H205L206 210H204V209H200L199 210V207ZM208 206H210V207H208ZM215 206H216V208H215ZM221 206H223V208L221 207ZM225 206V207H224ZM238 206V207H237ZM253 206H255V208H256V212L255 211H252V210H254L253 208ZM142 207V209H144V207L145 206H141ZM141 207H140V209H141ZM196 207V208H195ZM207 207V208H206ZM214 207V208H213ZM220 207V208H219ZM232 207V208H231ZM237 208V210H236V208ZM250 207V208H249ZM252 207V208H251ZM130 208H131V210H130ZM172 208H174V209H176V210H174V212H171V211H173V209ZM182 208V209H181ZM198 208V209H197ZM209 208H211V209H213V210H211L212 212H214V214H212V212H209L210 210H209ZM227 208H228V211H227ZM113 209V210H112ZM215 209V210H214ZM226 209V210H225ZM250 209V210H249ZM259 209V210H258ZM0 210H1V207H0ZM112 210V211H111ZM158 210V211H157ZM159 210H160V212L162 213H160L159 212ZM217 210V211H216ZM232 210H234V211H232ZM263 211V212H261L260 213V211ZM109 211H110V213H109ZM150 211V212H149ZM154 211V212H153ZM204 211H205V213H204ZM209 213H208V212ZM224 211V212H223ZM247 211H248V213H250V212H252V213H250V215L251 216H253L252 217V219L250 218V215H248V213H247ZM163 212H164V215H163ZM179 212L180 213H182V214H180L181 216L179 217L178 216V214H179ZM198 212V213H197ZM202 213V214H200V213ZM259 212V213H258ZM115 213V214H114ZM130 213V212H129ZM168 213V214H167ZM178 213V214H177ZM184 213V214H183ZM216 213V214H215ZM222 213V214H221ZM225 213V214H224ZM64 214V215H63ZM85 214V215H84ZM89 216H88V215ZM131 214V216L130 217H132L133 216V213L131 212L130 213ZM177 214V215H176ZM205 216H204V215ZM255 216H254V215ZM156 215V216H155ZM162 215H163V217H162ZM165 215H167V216H165ZM202 215V217H200ZM213 215V216H212ZM221 215H223V216H221ZM256 215H257V217H256ZM87 216V217H86ZM154 217V220L153 219H151L152 221H150V222H152V223H149V221L147 222L146 220L148 219V217ZM159 216H161V217H159ZM177 216V217H176ZM214 216H215V218H216V221H213V222H211L212 220H214ZM249 216V217H248ZM259 216H260V218H259ZM83 217H86L85 219L83 218ZM146 217V218H145ZM152 217V218H153ZM159 217V218H158ZM168 217V218H167ZM175 217L176 218H178L179 217V220L177 221V219H175ZM203 217H206V218H203ZM209 217H210V219H209ZM262 217V218H261ZM22 218V217H21ZM93 218V217H92ZM149 218V219H150ZM174 218V219H173ZM183 219L182 221V223H180L181 222V219ZM211 218H213V219H211ZM250 218V219H249ZM22 219H24V218H22ZM136 219L137 220H140L142 223H140V221H136ZM155 219H156V221H155ZM205 219H207V220H205ZM222 219V220H221ZM223 219H224V221H223ZM48 220V221H47ZM83 220V221H82ZM157 220H161L160 221V223H159V221L157 222ZM174 220H175V222H174ZM203 220L206 222H203ZM209 220V221H208ZM211 220V221H210ZM227 220V221H226ZM44 221H45V223H44ZM92 221V222H91ZM123 221H125V220H123ZM136 221V222H135ZM157 222L158 224H160L159 226H158V224H156L155 222ZM177 221V222H176ZM217 221H219L218 222V224H220V225H218L217 224ZM229 221H230V223H229ZM250 221H252V222H250ZM259 221V222H258ZM261 221H263V222H261ZM87 222V223H86ZM90 222V223H89ZM93 222H94V224L95 225H92L93 224ZM140 225H143V226H139V224ZM209 222H211L212 223V226H211V223H209ZM223 222V223H222ZM67 223H73L83 234H86L88 237H89V247H88V250L80 257V259L79 260H74V259H71V258H69V257H67V255H66V252H65V245H66V240H65V238L62 236V234H61V232H60V230H61V228L65 225V224H67ZM82 223V224H81ZM116 223H115V225H116ZM119 223H121L122 224V220H121V222L119 221ZM131 223V224H130ZM144 223V224H143ZM173 223H175V225L173 224ZM205 223V224H204ZM30 224H32V225H30ZM35 226H34V225ZM82 226H81V225ZM84 224V225H83ZM86 224V225H85ZM135 226H134V225ZM151 224V225H150ZM152 224H154V226L152 225ZM169 224H170V226H169ZM176 224H177V226H176ZM222 224H224L223 225V227H222ZM231 224H233V225H231ZM249 224V225H248ZM251 224V225H250ZM37 225V226H36ZM92 225V226H91ZM114 225V226H115ZM138 225V226H137ZM217 225V226H216ZM255 225V226H254ZM38 226H43V227H45L46 228V230L47 231H51V229H53V228H55V230L53 229L52 230V234H51V232H50V235L48 236V237H46V236H44V234H42V231H40L39 230V228H38ZM81 226V227H80ZM87 226H88V229H85V228H87ZM127 226H129V227H127ZM161 226V227H160ZM175 226V227H174ZM214 226V227H213ZM221 226V227H220ZM233 226H235V227H233ZM242 226V227H241ZM260 226V227H259ZM83 227H84V229H83ZM89 227H91V228H89ZM98 227V228H97ZM116 227V226H115ZM125 227H127V230H126V228ZM137 227V228H136ZM138 227H140L141 229H143V231H139V230H141L140 228L138 229ZM154 227V228H153ZM170 227H171V229H170ZM177 227H179V228H177ZM184 227V228H183ZM212 227V228H211ZM215 227H218V228H216V230H215ZM220 227V228H219ZM241 227V228H240ZM246 227V228H245ZM30 228V229H29ZM95 228V229H94ZM132 228V229H131ZM158 229V230H156V229ZM173 228H175L174 230H173ZM183 228V229H182ZM234 228V229H233ZM238 228V229H237ZM257 228H259L258 230H257ZM27 229V230H26ZM33 229V230H32ZM36 229V230H35ZM135 230V229H138V232H140L139 234H135V231H132V230ZM155 229V230H154ZM161 229V230H160ZM178 229V230H177ZM221 229H223V230H220ZM92 230H94V231H92ZM96 230V231H95ZM174 232H176V233H173V231ZM176 230V231H175ZM182 230V231H181ZM212 230V231H211ZM237 230V231H236ZM240 230V231H239ZM246 230V231H245ZM248 230V231H247ZM15 232L14 234H15V236L16 237H18L17 239L16 238H14L13 237V239H12V235H11V237H10V233L9 232ZM56 231L57 232H59V233H56ZM115 231H116V234H115ZM127 231V232H126ZM169 231H170V233H169ZM182 232V236H181V232ZM183 231H184V233H183ZM214 231V232H213ZM216 231V232H215ZM12 232V233H13ZM93 232H94V234H93ZM119 232V235L117 234ZM132 232V233H131ZM148 232H150L151 234H149ZM152 232H155V233H153L152 234ZM178 232H180V233H178ZM211 232H213V233H211ZM218 232V233H217ZM246 232V233H245ZM259 232V233H258ZM55 233H56V236H54L55 235ZM99 233V234H98ZM134 233V234H133ZM157 233V234H156ZM159 233V234H158ZM168 233H169V235H168ZM13 234V235H14ZM17 234V235H16ZM123 234H125V236L123 235ZM166 234V235H165ZM171 234H173V235H171ZM219 234V235H218ZM224 234V235H223ZM247 236H246V235ZM19 235V236H18ZM44 237H43V236ZM53 237H52V236ZM60 235V236H59ZM115 235V236H114ZM121 235V236H120ZM127 235V236H126ZM137 237H136V236ZM141 235V236H140ZM184 235V236H183ZM214 235H216V236H214ZM220 235H222V237L220 236ZM96 236H98V237H96ZM138 236H140L139 238H138ZM174 236V237H173ZM228 236V237H227ZM55 237H57V238H55ZM100 237V238H99ZM111 237L112 238H114V239H111ZM169 237V238H168ZM182 237H183V239H182ZM216 237V238H215ZM221 237V238H220ZM34 238V239H33ZM50 238V239H49ZM52 238H53V241H52ZM110 238V239H109ZM118 238V240H116ZM175 238H177L176 240H175ZM219 238V239H218ZM222 238H223V240H222ZM225 238V239H224ZM230 238V239H229ZM241 238V239H240ZM257 238H260V241H259V245L258 246H256V240H257ZM20 239V240H19ZM27 239H31V240H36V241H30V245L32 244V245H34V246H36V248H38V249H35V250H31L30 249V246H28L27 247V245H26V242H27ZM40 239H41V242H39L40 241ZM60 239V240H59ZM136 239V240H135ZM174 239V240H173ZM180 239V240H179ZM44 240V241H43ZM109 240V241H108ZM121 240V241H120ZM126 240V241H125ZM134 240V241H133ZM214 240V241H213ZM220 244H217L216 243V241ZM226 240V241H225ZM234 240V241H233ZM21 241V242H20ZM24 241V242H23ZM60 241V242H59ZM114 242V243H111V242ZM175 241V242H174ZM221 241V242H220ZM223 241H225V242H223ZM32 242V243H31ZM106 242H108V243H106ZM117 242H118V244H117ZM170 242V243H169ZM173 242V243H172ZM179 242H180V244H179ZM183 242L185 243L184 245H183ZM230 242V243H229ZM35 243V244H34ZM52 243V244H51ZM126 243V244H125ZM175 243H177V244H175ZM233 243V244H232ZM39 246H38V245ZM46 244L48 245V246H46ZM117 244V245H116ZM214 244V245H213ZM223 244V245H222ZM228 244V245H227ZM107 245V246H106ZM111 245V246H110ZM115 245H116V247H115ZM169 245V246H168ZM217 245H219L218 247H217ZM25 246V247H24ZM40 246H43L41 249H40ZM159 246V247H158ZM172 246V247H171ZM222 246H224V247H222ZM228 246V247H227ZM27 247V248H26ZM61 247H62V249H61ZM166 247V248H165ZM167 247L169 248V250H167ZM220 247H222V248H220ZM237 247V248H236ZM239 247V248H238ZM163 248V249H162ZM216 248H218V250L216 249ZM221 250H220V249ZM47 249V250H46ZM53 249V250H52ZM165 249V250H164ZM174 249V250H173ZM178 249H179V251H178ZM233 249V250H232ZM36 250H38V251H36ZM42 250V251H41ZM176 250V251H175ZM217 250V251H216ZM22 251H23V253H22ZM29 251V252H28ZM31 251V252H30ZM34 251L36 252V253H34ZM169 251H171V252H173V254L171 253V252H169ZM178 251V252H177ZM224 251H226L225 252V255H223L222 256V252H224ZM41 252V253H40ZM43 252V253H42ZM54 252V253H53ZM228 252V253H227ZM9 254H11V252H8ZM220 253H221V255H220ZM224 254V253H223ZM24 255H25V257H24ZM105 255H107V256H105ZM171 255V256H170ZM222 256V257H220V256ZM19 256H20V258H19ZM21 256L22 257H24V258H21ZM171 257V258H170ZM28 258H29V261H28ZM33 258V259H32ZM21 259H23V260H21ZM25 259V260H24ZM40 260V261H39ZM49 260H51V261H49ZM240 260V261H239ZM20 261V262H19ZM227 261V262H226ZM16 263V264H17ZM161 264H163V263H161ZM166 264V263H165ZM168 264V263H167ZM169 264H171V263H169Z\"/></svg>", "mask_w": 264, "mask_h": 264}, {"label": "water", "instance_id": "obj_3", "mask_svg": "<svg viewBox=\"0 0 264 264\" xmlns=\"http://www.w3.org/2000/svg\"><path fill=\"white\" fill-rule=\"evenodd\" d=\"M153 27L147 26L146 32L148 34L153 33ZM18 166L17 162L11 163V170H15ZM116 177L114 175H108L101 181V190L106 193H112L115 189ZM62 236L66 240L65 252L67 257L79 260L80 257L88 250L89 237L83 234L73 223L65 224L60 230ZM260 238L256 240V246L260 243Z\"/></svg>", "mask_w": 264, "mask_h": 264}]
</instances>
